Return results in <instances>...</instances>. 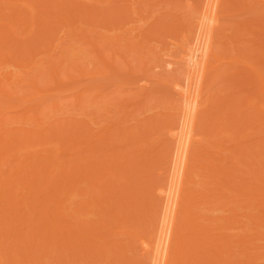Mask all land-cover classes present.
Here are the masks:
<instances>
[{"label": "rangeland", "instance_id": "374dc122", "mask_svg": "<svg viewBox=\"0 0 264 264\" xmlns=\"http://www.w3.org/2000/svg\"><path fill=\"white\" fill-rule=\"evenodd\" d=\"M2 1L3 0L0 1V7H1L0 8V24L9 25V23H10L9 32L11 34L10 33L5 34L6 31H4V33H1L3 35L4 34L6 35V37L4 36V38H6L7 41H5L3 36H1L0 38H3V39H0V40H2V41H0V47H2L1 42L5 41L4 43H7V44L5 45L6 48L3 49V47H2V51L0 52L3 54V56H4L3 58H5L4 60H1L4 62L0 63V73H3L5 76H7L8 73H12V75L18 74L21 77L20 78L21 81H18L20 83H18V84L16 83V85L11 84L10 83V82H12L11 80L12 79L14 80V78L11 77L9 82H7V84L10 83L11 86L10 87L7 86L8 91H6L7 88L5 87L6 88L4 90L5 94H2L5 96V98L0 93V108L3 111V112H0V116L2 118L3 113H4V115L6 114L5 117H9V120L7 121L8 124L5 121V119H3L4 117L2 119H0V120H2V122H4V124L6 123V125H5L6 127H4V128L0 127L1 128L0 129V135L2 137H4L3 138L4 140L9 139L10 135L13 134L12 131H14V133H15L16 130H18V129L22 130L23 129V131L27 130L28 132L30 130V131H32V133L34 132V134H35V131H38L37 133L39 135L41 134V131H42V134L40 136H42L44 132H45L44 135L51 133V134H49V136H51V137L46 135L45 140H47L48 137H49V140L50 139L52 140V141L50 140V142L48 144L47 141L44 142V139H43V142L47 143V144L42 146L41 143H43V142H40L42 140V138L39 141V143L38 142L36 143L37 140L34 141L33 144H36V145H32V143H30V145H27L26 143H28V141H27L28 139L26 140L25 136H24V139H22L21 142L19 140L18 143H14L16 141H13L11 139L13 141V143H10V145L11 144H13L14 146L17 145L18 148H20L21 145H23V146L25 145V147L23 148L24 150L19 149V150L23 151L22 153H20L21 157L20 156L16 157L15 153L13 155V150H15L14 149L15 147H13V148L11 146L7 147L8 149H6V151L10 152L11 157L8 158V156L5 155L6 158H4V160L2 158L3 162H2V160H0V166H1V168H0V185L2 186V190L4 187L2 184H4V185L7 184L8 186L4 187V190H5V188L8 187L9 188V190L7 188L8 192L12 193V191H11L12 186L13 187L15 185L17 186L18 184H16V183H19V182H17V180L18 181L22 180L25 183L26 182L24 179L25 177L22 178V177H17V176H20V174H23L26 171V170L22 171V169L24 168L23 167L24 164H25L24 166L26 167L28 172H30V173L34 172L35 173L36 170L38 169V167H36V165L33 166L31 164H32V161L36 164V162H35L36 159L39 162L40 161L42 162V160L47 159V160H45V162L43 161L41 163L42 165H40V168H44V171H46L48 169L49 171H46L45 175L47 174L50 177H55V179L57 177L56 175L59 174V176H60L59 178H61L62 180L59 179L60 181L56 185H58L59 187H61V185H62V188H64V186L67 185V184L65 185V183L68 182V179L70 180V178H66L65 176L71 175V174H65V176H64L63 171H65L67 169V172H68V169L70 170L72 163L74 166H76V165L83 166L85 164L87 165V163L88 164L91 163V164H93V167H96V168H98V167L104 168V166L106 165V167L108 169L106 167L105 168L108 171H110L109 170L110 167L113 166L112 163L116 164V162H117L116 165L118 166V164L121 165L123 162H125L124 163L125 165L124 164H122V165L124 166V168L126 166L125 170H127V173H128V166L130 165V163H132V161H134V160H138V161H134L135 167H134V162L132 163V165H130L131 167L129 166L131 168L130 171L133 170L132 172L134 174L131 172L133 174L132 175L129 172L130 176L129 175L127 176L126 175L127 173H126L125 175H122V176H124L123 178H121L122 176L120 177L118 175L120 178H117V180L119 179L118 181L122 182V185H121V183H118L117 184L119 186L118 187V186H116V182H118V181L115 180V181H113L114 183L110 181L112 183V185L115 184L113 186V188H111V189L106 188V186L110 184V183L108 184L107 180L109 181L110 179H112V177L110 176V173L107 176H110L111 178L106 176V172H108V171H106L105 174L102 173L101 176H103V177H101V176H98V175H100L98 173V171L96 173V170H98V169L93 168V170H95V175L98 174L96 176L99 177V179H96V181L98 180L97 182H93L94 179L93 180L90 179V178H92L93 175L92 176L89 175L90 178H89V176L86 175L88 178L86 177L85 179L83 178L84 180L82 179L83 181H79L77 177H78V175H82V173L80 174V171L78 172V169H77V167H81V166H77V167H75L76 168L75 170L78 172V174H76V177H75V173L74 174L72 173L73 174L72 177H75V179H77L79 181L77 184L76 190L77 189L85 190L87 192V194L85 196H83V195L80 196V195L75 194V191L72 189L73 190V191L71 190L72 194H73V192H74V194L73 195L71 194L70 195L71 197L68 194V196L70 198L67 199V196H65L66 198L64 200V199H62V198H64L63 196L62 197L58 196L62 200L63 205H61V204L58 205L56 203L51 204L49 202H46L47 206H51V205L55 204L56 206L55 205H53V206L58 210L56 212L60 211V214H68L70 216L73 214L72 212H75L76 207L77 208L80 207V209H82L83 206H85V204H88L87 202L89 200L88 199L89 196H91V199H93V197H94L95 200H97L98 204L99 203L103 204L104 202L105 203L107 202V198L109 197L108 196L107 198H105L107 195H110V197L112 195V197H113V194H114V196H116V198H114L113 200L116 202L115 203H114V201H111V202H112V206L114 203L116 208L114 210H110L111 212L109 211V214L113 213V215H114V213L115 214L117 213L116 218L114 217V219H115L114 221H116V219H119V217H120V220H122L123 223H125V226L124 227L122 226V228H125L126 230H124L122 228H120V230H119V227H121L119 225H123L122 221L120 223H118V225H117L116 223H114V221L110 220V218H111L110 217V218H108V221L110 220V223L113 226V229L110 230V232H109L108 228L104 227L105 225H108V221L105 220L106 217L104 215L103 216L99 215L100 212H98V209H97L98 215H96L97 213L96 214L93 213V211H92L93 209H91L92 212L90 210L86 209V212H84L85 215H83V213H82L83 211H77L76 210L77 212H81L83 215V216L79 215L80 217L78 216L77 221L79 219L80 220L79 222L85 221L86 223H92V228H93L92 230H94V231L93 232L91 231V234H87V232L91 229H88L90 227L87 226V229H88V231H87V230H85L86 227H84L85 229H83V230H85L87 235L84 234L82 236V238H84L86 241H88V243L91 242L90 246L88 247L89 249L86 248L88 245L85 246V243H86L85 240H82V242H84V245L81 244L82 242L79 243V241H81V239L79 241L74 240L75 242H78L81 246L79 244L75 243L74 241H72L75 243V245L76 244L77 245L75 246V245L70 244L72 246L71 247L68 244L67 239L65 240V237H62L61 235H60L61 238H63V241H65V242L63 243L61 240H59L60 241V243H59L57 241L60 237L59 235H58V239H56V238L54 239V242L57 241L58 246H61V248H62L63 246L65 247L64 244H66V241H67V244H66L67 248H69L68 246L71 247L68 250H65V248H64L63 251H65V252H63V253H62V250L60 248H58L57 252L55 251V249H51L50 245L49 246L47 245V247L44 248L45 244L40 245V242L42 239L40 241H31L32 238L28 239L25 236L24 231H26V233L28 231V233H30V235L35 233L37 236H35V234H34V237H40V236H38L40 234L36 233L37 231H34V232L32 231V228H33L32 226L38 225L39 228H37V229L35 227L34 228L38 231L40 230V232L42 231L41 233L44 235V237L46 236L45 232L48 231V230L45 231V229H47V227L43 228L42 225H40L41 220L38 219L39 218L38 213H40V212L35 211V213H37V218H34V217H36V215L33 216L31 211L28 212L29 207L32 205L33 206L30 207L32 209H36L35 207H37L40 203L41 204L43 203L46 206V203H44L45 201L44 202H42V201L45 200L44 197L46 199L49 197L48 196V192H49L48 189L51 188L48 186L49 188L47 189L46 185H42L43 190L39 186L41 191L40 190L36 191V193H39V196H40L39 199L37 196L38 194L37 195L33 194L35 189H31L30 186L28 187V189H30V190L27 192H29V193L33 192L32 196L34 197V199H36L35 203H33V201H34L33 200L32 202H30L28 209L25 206L24 210H22L21 212H17V213L23 212L25 214L24 217L26 219H24V220H27V222L25 221L26 223L25 224L23 223L24 224L23 226L22 225L20 226L18 224L19 218H21V219L24 218L23 213L18 215V220H17L18 225L16 223H14V220H16V219H14L13 217L16 218V216L12 217L14 219V220L12 219V222L15 224L14 227L18 231L20 229H24V231L22 230L23 235L27 239V240H25L24 244L25 243L27 244L28 241H30V243H33L32 245L35 246V247H33L34 249L31 247L34 251H36L37 248H40L39 246H42L43 250L47 251V254L50 253L49 255H47L44 252V254H43L44 258L41 257V255H39L41 258L42 264H50V262H52L51 264H53L56 257H58L59 260H61V262H63L62 264H71V263H73V264H77V263L78 264H88L87 261H88V259L90 260V258L93 259V262H92V260H90L89 264H91V263L100 264L99 262H100V260L101 261L103 260L102 256L105 252L102 254V251H100V253H98V251H95V250H101L102 248H106V246H108V247L110 246L111 252H110V250H108L109 248L107 247L108 249L107 248L106 249L108 250V254H110V257L108 256V254H107V256H105V254H104V257H107L109 260L112 259L118 263L119 261H122L121 259H123L126 262L123 264H128V263L129 264H145V263H149L150 262V261H148V260H150L149 257H146L147 254H145L146 258H144V255H143L144 252L141 250L142 248H140L142 240H144L142 238H143V236H145L144 238H146V236L148 237L149 234H151V231L153 232L155 224L158 222L157 218L155 217V210L158 211L159 208L157 207L158 206L157 202L160 200H157L158 196L156 197V195H158L157 192L159 189L157 190L156 188H157V186L159 187L161 184H165L162 181H165L167 179L168 174L165 173L167 170H164V168L167 169V167H165L166 162H168L167 160L170 158L169 157L170 155L167 156L166 154H169L168 153V152H170L169 149L173 146V144L171 146V143H170L171 140H169L170 136L168 134L170 133V128L171 129L174 128V127H172L173 124H171L172 121H176L175 118H173V116L174 117L177 116L176 119H178V120L181 119V118H179L180 117L179 115L182 116V114L177 113V111L179 112V110H181V108H180L181 104L179 105V107H177L178 104L180 103L179 102L180 99L178 101L179 97L176 94V92L174 93L175 88L173 86L177 83L178 80L180 81V84H181L184 80V76H186V74H187V69L185 67L184 60H183V58L181 60L179 58H181V56L183 57V55L180 56V54L183 53V52H180L184 47L182 45L185 44V46H187L188 44H190V43H186V41L189 42V40H190V38H192V36L191 37L189 36L190 38L187 36L188 39L186 40V38H185V40L183 39L184 41H182V38L185 37L186 35L190 34L191 33L190 31H192V30H194V32H195L196 26H194L193 24H195V22H196V24H198L197 21L199 20V17L196 19V17H197L196 13L199 14L198 10H200V9H198L195 11V9H197V5H199V8L202 7L200 5H203V4H197V3H199V2L202 3L203 1L202 0H168V1L167 0H71V3H67V2H69L68 0H65V1L64 0L63 1L62 0H57V1L55 0V2L53 1L55 4L50 2V4L52 3L50 5V7L49 6L47 7V5H44V4L40 5V3H43V1L45 3L46 0H42V2H40L41 0H39V1L38 0H22V2H21V0H14V2H11L10 0L4 1V4L10 3L9 5L8 4L3 5ZM34 1L37 2L38 5H36V3H34ZM223 1L220 5L221 6L220 11L218 12L220 14L217 13L219 15L218 18H220V19L217 20V21H219L218 23L216 22L217 24L215 23L216 28L214 29V32L215 31L216 32L214 33L215 36H213L214 37L213 42L215 44H213V48H212V49H214V50H212V51H214V54L216 53V57L218 56L217 59L218 60L221 59L220 60L221 63L213 62L214 60L212 61L214 64L213 63H212V65L210 64L211 65L210 67H212V68L209 69L210 72L207 74L209 76L204 78V82L202 85L203 89L200 90L202 93V97L199 100L200 101L199 114L197 117L198 119H197V124L195 127L196 128L195 134L197 135L196 136L197 141H196L195 145L193 144L191 154H190V157H191L190 163H189L190 168H189L188 173H187V178H186V182H185V186H184V190H183V202H182V207H181L182 213L180 212L182 214L181 216L184 218L180 219V220H182L181 222H179L180 220L178 221L180 224H178L177 232H179L180 235H178V233H177V235H178V237L185 235L188 238L196 239V237L197 236L199 237V235L201 233L200 236L203 235L202 237H204L202 239H205V237H207V236H209V237L211 236L212 238L217 237L218 240H219V238H221L219 241L218 240H216V241L221 242L223 240L224 243H222L221 245H218L220 243L217 244V242H216V244L218 246H220V248H221L220 252L222 251V253H221L222 255L219 256L220 252L218 253V250H216L215 248L214 249L212 248V250H213L212 252H214L216 250L215 254L217 253L219 256L217 258L218 261L216 260V257H215V261H216V263L218 262V264H241V263L242 264H251V263H253V264H264V217H261L260 219H258V220H262V222L260 221L261 223L259 221L255 222V221H257L255 219H257L260 216H264V181H262V179H264V178H262V177H264V175H261L262 173H264V172H262V171H264V96H261V94H258V91L260 92V89H259L258 85L256 87V85H255L256 83L253 85L252 84L253 82L252 83L249 82V83H251V86L248 83V81H250V80L252 81V79H254V77H253L254 75H252L251 73L255 74V71L260 70V72H259V73H261L260 75L264 74V70H262V69H264V57H262V55H264V39H262V38H264V32H262V30H264V29H262L260 31V29L262 27H264V0H223ZM32 4H34V6ZM47 4L49 5V2H47ZM53 4L55 5V7H53ZM67 4H69L70 6ZM59 5H61V6H59ZM74 5L76 8L73 7ZM78 5L80 7H78ZM10 8H15V9H18L17 12L18 11L22 12V14H24V16H26L25 18L23 16L24 19H26L27 16L31 18L32 14L36 15V19L38 18L37 16L41 12H46V14L44 15V17L38 18L36 20V22L34 21L36 23V25H35L36 27L33 26V28H37V29H35L34 31H31V32H33L32 34L30 33V31L28 29H26L24 31V32H26L28 30L27 33H23L22 30H18L19 25H18V27H16L17 23L14 24L11 22V20H8L9 15L14 17V19H18V16H15V13L14 14L9 13L8 10ZM63 8L66 11H69L66 14H69V13L71 14V15H68V18L65 17L61 12H58V10L62 11ZM222 8H223V10H221ZM12 10L10 12H12ZM84 10H85V12H84ZM14 12H16V10ZM84 13L86 14V18H85ZM87 14L90 15V18ZM53 15H54V17L56 16V18L58 17V19L60 21L58 22L57 21L58 19L57 20L55 19L56 20V22H55V20L52 19ZM91 16L93 18H91ZM2 17H4V18L2 19ZM77 17L82 18V21H84L85 24L81 21L79 22L80 18L76 19ZM96 17H97V19L95 20ZM45 18H46V21H45ZM193 18L197 21H193L194 20ZM24 19H22L23 22L25 21ZM27 19H28V21H30L29 18H27ZM47 19H51V22H50V20H47ZM69 19H71L72 21ZM76 20H78V21H76ZM32 21H33V19H31V22ZM89 21H91L92 24ZM31 22H29L30 24L29 25L27 24V25L28 26L34 25V24H31ZM53 22H55V23H53ZM192 22H194V23H192ZM86 23H87V25H86ZM37 24H39V25H37ZM43 24H46V26H48V27H46ZM189 24H190V26H189ZM215 24H214V27H215ZM11 25H12V27H11ZM54 25H56V26L58 25L56 30H54L55 32L53 30H50L52 28L49 29V26L53 27ZM41 26L43 28H45V30ZM192 26L194 27V29L191 28ZM256 26H257V28H256ZM23 27H25V26H23ZM170 27H173V28L176 27L174 29H177V30H173V28L171 29ZM238 27H243V28L245 27L244 29H247L249 31V34H247V33L245 34V32H244L245 35H242L240 32L238 34V32H237ZM27 28H29L31 30L32 27L30 26ZM169 28L171 29V31H169V30L167 31V29H169ZM46 29H48V30H46ZM0 30H2V29L0 28ZM167 32H169V33H167ZM257 32H259V33H257ZM260 32L262 35L260 34ZM29 33L31 36H29ZM232 33L237 36V39L235 38L236 36H234ZM238 35H240V36H238ZM260 35H261V37H260ZM181 46H182V49L180 48ZM9 47H10V49H9ZM90 48H92L91 49L92 51L90 50ZM185 48H187V47H185ZM16 51H17V53H16ZM93 51L97 52V54ZM7 52L9 54H7ZM20 52H22V53H20ZM94 53L96 55H98L100 58L98 59V56H96ZM183 54H185V53H183ZM254 54H255V56L258 55L259 58H255ZM232 55L234 57L235 56L236 57L234 58V57H232ZM8 56L10 58H13V59H9ZM29 58H30V60H29ZM229 58L232 61L231 65L228 64ZM235 59L238 61V63H235ZM5 60H6V62H5ZM20 61H22V64ZM224 61H226V62H224ZM17 62L20 64V66ZM23 62H24V65H23ZM105 63L107 64L108 69L105 67ZM258 63H259V65H258ZM102 65H104V66H102ZM144 65H146V66H144ZM181 65H184L185 68L182 69ZM220 65H221V67H220ZM181 70H182V74L180 75L179 72H181ZM246 71L251 72V73L248 72L249 74L252 75V76H250V78L248 76L249 74L243 76L244 75L243 73L245 72V74H246ZM238 72L241 75H239ZM51 73H53V74H51ZM237 75H239L240 77L242 76L241 79H244L243 80L244 83L247 82L248 85L242 84L244 87L241 85L238 86V83H236V80L240 79V77ZM182 78H183V80H181ZM245 79H246V81H245ZM31 81L34 84H32ZM230 81L233 83H231ZM238 81L240 84L241 80H237V82ZM232 84H234V85H232ZM246 85L248 87H246ZM11 88H13V89H11ZM36 88L38 89V91ZM248 88H250V89H248ZM171 90H173V91L171 92ZM36 91L38 93H39V91L42 92V94H40L41 98H40V96L38 98V93H37V95L35 94ZM203 92H204V94H203ZM6 93H7V95H6ZM253 95L255 96V99H254ZM262 95H264V94H262ZM173 97H174V99H173ZM242 97L243 98L245 97L246 99L248 97L251 98L250 104L252 103V101H253V103L250 105V104H248L249 102L248 103L246 102L247 104H245L246 99L244 98V100H243ZM232 98H233V100L235 99L234 100L235 102L232 100ZM256 99L258 100V102ZM259 100L262 102L260 103ZM242 101H244L245 106L244 105L242 106V103H241ZM222 102L223 103L227 102L228 105L225 106V108L223 105H221L222 107L220 106L221 107L220 111L222 110V112H223V110H224V112L223 113L218 112V115H220V116H218L216 112L219 111V109L217 108L216 103L222 104ZM233 102H234V104H233ZM132 103H133V105H132ZM229 103L232 105H230ZM6 104H8V105H6ZM224 105H226V104H224ZM53 106L57 109V111L54 112ZM237 106H238V108H236ZM241 106H242V109H241L240 114L238 112L239 117L237 115H236L237 117L234 116V114H235L234 112L237 113V109H240ZM216 108H217V110H215ZM228 108H230V109H228ZM29 109L30 110L33 109V111L30 112ZM176 109H177V111H176ZM227 109L229 110V112ZM28 110H29V112H28ZM230 110L231 111L234 110V111L231 112ZM34 111H35V113H34ZM212 112H214L215 114ZM22 114H23V117L26 114H27L26 116L29 115V118H28L29 121H30L31 117H34V114L36 117V118L35 117L32 118L34 120H36L38 116L42 115V117H39V119L43 123L41 124V123L37 122L38 119L36 121L37 124H36V122H34V124H36V125H33L32 124L33 122L31 123V121H30L31 124L21 123L20 121H22V119H19V118H17V119H19L20 121L17 120L16 122H13L12 121L13 118H10L11 116L12 117L18 116V115L22 116ZM251 114H252L251 117L253 119H251V117H249ZM257 114H260V115L257 116ZM30 115H33V116H30ZM43 115L45 118L43 117ZM206 115H207V118H206ZM231 115H233V116H231ZM253 115L255 117H253ZM213 116H214V118H216V120L213 118ZM220 117L222 118V120ZM217 120H219V121H217ZM234 120L237 123H235ZM251 120H255V121H251ZM23 121H25V120H23ZM117 122H119V123L117 124ZM178 122H180V120ZM238 122H239V124H238ZM153 123L156 125L155 126L156 128L153 127L154 132L152 129V126H154V125H152ZM169 123H170V125H169ZM114 124H117V125L114 126ZM33 126H35V127L36 126L37 127L42 126V128L39 127L37 130V129H34L35 127H33ZM150 126H151V129H150ZM224 126H226V127L224 128ZM238 126H239V128H238ZM115 128H117V129H115ZM223 128L225 129L224 131H226L225 133L222 132ZM227 128H229V129H227ZM4 129H6L5 131L7 133L3 136ZM167 129L169 131L168 133H167ZM39 130H41V131L39 132ZM61 130H62V132H61ZM117 130L121 131V134H119L121 136L118 135ZM18 131H20V130H18ZM57 131H58V133H57ZM132 131H133L134 135H135V133L137 135L139 134L138 137H140V138L137 137L136 141L134 140V138L137 135H135V137H134V135L132 134ZM151 131H152V133H151ZM232 131H233V133H232ZM111 132H113L112 136L113 137L115 136V139H112V140H115L113 143H112V140H110V137L112 138V136L110 134ZM115 132L117 134H115ZM229 132L233 135H231ZM88 133L91 134V136L88 135ZM129 133H131L133 135V137H134V138L132 137L133 139H131L130 136H129L130 138L128 137ZM56 134H57V136H56ZM106 134L108 136L107 139L109 141H111L110 144H109V141H108V143L106 142L107 141L105 138ZM113 134H115V135H113ZM53 135H55V136H53ZM124 135L127 137L125 138ZM11 136L13 137V135H11ZM87 136H89V137L86 138ZM2 137L0 139H2ZM56 137H57V139H56ZM103 137L105 138L106 141L104 140ZM14 138H15V136H14ZM59 138H60V140L58 141ZM67 138L70 139V144L73 145V146H71V149H68V147H70V146H68L69 144H66L67 141L69 143V140ZM84 138H86V139H84ZM139 139L142 140V143H141V140H139ZM71 140L73 143H74V140L76 142L77 141L78 142L75 144H72ZM79 141L83 142V146L81 144H79ZM100 141H102L103 143L106 142L108 144L109 148L105 143L103 145L102 142H100ZM134 141L138 144H136ZM137 141H140V143ZM29 142H30V140H29ZM51 143L52 144L57 143V144L52 145ZM84 143L85 144L87 143V146H91L89 144L94 143V145H93V146H95L94 151L97 155L94 153V151L92 153H88V150H87L88 147L86 145H84ZM38 144H39V146H38ZM76 144H78V145L74 146ZM105 145H106V148L103 149L105 147ZM52 146H54V147L52 148ZM79 146H81L80 148H82L81 150H80V148H78L79 153H77L78 149L77 150L73 149V151H72V147L77 148ZM26 147H28L29 149ZM48 148H50V149H48ZM83 148H84V150H83ZM151 148H153V149H151ZM51 149H53L52 150L53 153L51 152ZM54 149L56 150L55 152H54ZM122 149H124V151ZM145 149H146V151H145ZM147 150H149L148 152H153V154L151 153L148 156V154L143 153V151L147 152ZM239 150H241V151H239ZM21 151H19V152H21ZM25 151L27 153H25ZM242 151L244 153H242ZM19 152H17V155ZM49 152H50L51 157H49L47 155ZM125 152L128 156L125 154ZM140 152L143 153V156L145 154L147 157L146 156L141 157L142 155H140V156L136 155V154H139ZM142 153H140V154H142ZM118 154H121V155H118ZM122 154H123V156H122ZM41 155L43 157H41ZM117 155L120 156V159H118V160L116 159V158H118ZM150 155H152V156H150ZM121 156L125 160L121 159ZM201 156H202V158H201ZM32 157H34L35 160ZM165 157L166 158L168 157V159L166 160ZM20 158H21V160H20ZM39 158L40 159L42 158V160H38ZM43 158H45V159H43ZM82 158H84L83 162H81L83 160ZM138 158H140V159H138ZM144 158H147V159H144ZM200 158L203 160L201 161ZM141 159H143L145 161V162L143 161L144 164L146 163L144 166H140L143 163V162L141 163V161H140ZM251 159H252V162H251ZM11 160L14 163H11L12 162ZM14 160H16V161H14ZM69 160L71 161V163L69 162ZM206 160H209L211 162V164L214 166V168L211 164H208L206 162ZM238 160H240V161H238ZM20 161H22V162L19 163ZM28 161H30V162H28ZM7 162L8 163L10 162L12 166L10 167L9 166L10 164H7ZM27 162L31 163V164H27ZM98 162H100V164ZM137 162H139L141 164L139 165V163H138V165H139L138 166V165H136ZM163 162H165V163L163 164ZM22 163H23V165H21ZM94 163L95 164L98 163L99 165L95 166ZM226 163H227V165H226ZM17 164H19L18 165L19 167L17 166ZM61 164L63 165V167L65 166L64 167L65 170H62V174H63L62 177H64V179L61 177L62 174L59 173V168L62 166ZM65 164H71V165H65ZM127 164H128V166H127ZM6 165L9 166L10 168L9 167L6 168ZM122 165L120 168H123ZM161 165H163V166H161ZM238 165H239V167H238ZM30 166H33L34 168H37V169H34L33 167L31 168ZM167 166H169V165H167ZM87 167H88V165H87ZM45 168H47V169H45ZM90 168H92V166ZM206 168L209 170H207ZM9 169H10V171H9ZM89 169H88V172L91 170V169L90 170ZM215 169H217L219 172ZM220 169H222V170H220ZM234 169H235V171H234ZM93 170H91V171H93ZM162 170L164 172L163 174L166 175L165 180H164V175H162ZM71 171H72V169H71ZM86 171H87V169H86ZM111 171H112L111 175H114L115 173L113 174V168ZM10 172L14 173V174H10ZM28 172L26 174H28ZM48 172H51V173L49 174ZM121 172H122V174H124L123 171L119 170V174ZM243 172H245V173H243ZM2 173H4V174L2 175ZM116 173H118V168H117ZM36 174H37V172H36ZM144 174H146V176H147L145 178L147 181L143 178L142 179L145 181L141 180V177ZM244 174H247V175L244 176ZM252 174H254V175H252ZM24 175H25V173H24ZM47 175L45 177H47ZM118 176L116 175V177H118ZM220 176H222V177L219 178ZM41 177L43 178V176H41ZM41 177H40V179H41ZM50 177H48L47 179H49ZM126 177L128 179L130 177L131 179L127 180ZM101 178L105 179V181L103 179L102 180L104 181V183H107L106 186L105 185L103 186L102 180H100ZM132 178H133V181H132ZM161 178H163V179H161ZM55 179L53 180V182L55 181ZM124 179H126V180H124ZM231 179L233 181H231ZM9 180L11 182H9ZM26 180H27V176H26ZM36 180H38V179H36ZM36 180L35 181L33 180V181L36 182ZM57 180H58V178H57ZM89 180H91V181H89ZM112 180H114V179H112ZM134 180L137 182H134ZM7 181L9 184L6 183ZM22 181H20V182H22ZM130 181H132V183H135V184H133V189L135 188L138 190L142 186L144 187V188L142 187L144 190V192H142V195L146 196L147 198L144 196L139 197L138 194L135 192V190L131 191L133 194H135L134 199H136V197H137L138 201L146 199L145 201H143L144 202L143 204H145V205H141L142 207L139 206V208H141V209L144 208V210L140 209V211H139L138 206H136L134 203L136 200L134 201V199H132V202H131V201H126L125 198H122V196L124 194L126 195L128 193V188H127V185H125V184L126 183L130 184L129 183ZM149 181H150V184H149ZM56 182L57 181H55L54 183H56ZM88 182L91 183L90 185H92V184L94 185L97 183L99 184V182L102 183V186H100L101 184H99L98 187H96V185H95V188L94 189L92 188V191L93 190L97 191L96 193L98 196H96L95 192L94 193L90 192V189L88 188L89 187ZM123 182H125V184ZM138 182H140L142 184V185L140 184L141 187L134 186V185H139ZM237 182H239V183H237ZM136 183H138V184H136ZM166 183H167V180H166ZM26 184H27V182H26ZM37 185H39V184H37ZM74 186H76V183ZM111 186H109V187H111ZM229 186H230V189H228ZM18 187L19 188L17 189V192H16L17 194L19 193V191H21L20 190L21 185ZM44 187L47 190L44 189ZM54 187H55V185H54ZM59 187L56 186V190ZM114 187H115V190H114ZM162 187H165V185ZM69 188L70 187H68V189H67L68 191H69ZM90 188H91V186H90ZM124 188H127V190ZM237 188H238V191H237ZM260 188H261V190H259ZM65 189H64V192L66 193ZM88 189H89V191H88ZM108 189H109V193L107 194L106 191H108ZM241 189H245V190H243L244 192ZM26 190L24 189V191H26ZM79 190H78V193H79ZM155 190L157 191L156 193L154 192ZM0 191H1V188H0ZM22 191H23V189H22ZM52 191H50V192L52 193ZM68 191H67V193H68ZM211 191H213V192H211ZM3 192H6V191H3ZM257 192H259V193H257ZM20 193L24 194V195L26 194V192L25 193L20 192ZM29 193H27V194H29ZM54 193H56V192H54ZM91 193H93V194H91ZM154 193H155V195H154ZM250 193H252L251 195L254 194L255 196L254 195L251 196ZM256 193L260 194V195L257 196ZM5 194L7 195V192ZM30 194H29V196H30ZM46 194L48 197L44 196ZM243 194H246V195H243ZM12 195H14V194H12ZM49 195H51V194L49 193ZM17 196L18 195H15V197H17ZM20 196L22 197V195H20ZM119 196L123 199V200L121 199L120 202L118 200V198H120ZM41 197H42V199H41ZM100 197L102 198L101 200L103 201V203L101 202ZM9 198H11V197H9ZM17 198H19V197H17ZM22 198L26 199V197H22ZM245 198L247 201L244 200ZM253 199H255V201ZM10 200H12V199H10ZM63 200L65 202H63ZM109 200H110V198H109ZM84 201H86V203ZM189 201L192 203L193 206L190 205L191 203ZM4 202L5 201H3V203ZM83 202H84V204H83ZM90 202H92V201L90 200ZM97 202L94 201V203H97ZM11 203H14V202H11ZM15 203H16V200H15ZM77 203H78V205L76 206ZM22 204H24V203H22ZM110 204H109V206H111ZM126 204H128L127 208H126V206H127ZM132 204H134L135 206L133 205L132 209H128V208H131L130 205H132ZM139 204H141V202ZM1 205H2V203H1ZM1 205H0V208H1ZM13 205L15 206V204H13ZM94 205H92V206L96 207V205L95 206ZM45 206H44L43 210L41 209L42 211L47 210V208H45ZM53 206H51L49 208V210H50L49 214L50 215L53 214L52 210H55V209H53ZM87 206L92 207L90 204H88ZM109 206H108V208H109ZM112 206H111V208H112ZM183 206H184V208H183ZM2 207H3V205H2ZM119 207H122V208H119ZM133 207H135V209ZM159 207H160V205H159ZM23 208L21 207V209H23ZM40 208L41 207H39V209ZM156 208H158V209H156ZM161 208H162V205H161ZM126 209H128V210H126ZM136 209H137V211H136ZM1 210H2V208L0 209V212H2ZM6 210H9V208ZM104 210H106V209H104ZM104 210H103V212H104ZM122 210L123 211L125 210L128 212L130 210H132L135 212L134 215L138 212L141 213V215L138 216V221L134 220V219H132L133 221L132 220L130 221V219H128L129 221H126V219L124 217L125 211L123 213ZM11 212L13 213V211H11ZM103 212H101V213L103 214ZM183 212H185V213L183 214ZM8 213H7V215H8ZM75 213L73 214V216L76 219L77 213L76 214ZM106 213H107V211H106ZM142 213H144V215ZM159 213H161V211ZM191 213L193 215L192 217H191ZM185 214H187V215H185ZM107 215H108V213H107ZM113 215H112V218H113ZM119 215H121V216L123 215V218L125 220H123L122 217ZM158 215L160 216V214H158ZM188 215H190V217ZM254 215L255 216L257 215L256 218ZM258 215H260V216H258ZM8 216H10V215H8ZM53 216H55V213L53 214ZM141 216H146L147 219H144V217H142L141 219L142 220L144 219V220L143 221L140 220L141 221L140 222L139 217H141ZM148 217H149V219H148ZM253 217L255 218L254 220H253ZM53 218H57V217H53ZM67 218L68 217L66 216L65 219H67ZM126 218H127V216H126ZM133 218H137V214H136V217L133 216ZM185 218L188 221H190L191 224H189L190 222L189 223L187 221L185 222L184 221V220H186ZM0 219H1V217H0ZM45 219H43V220H45ZM9 221L10 220H8L7 222H3L2 224L0 221V229L3 227V230H4L3 233H6L5 235H6L7 239H10L12 235L16 234L15 232H13V231H15V229L13 231L12 230L10 231V228L8 226L9 231H10L9 232L8 228L5 226L4 223H6V225H7L9 223ZM32 221L34 222V225H32ZM68 221H70V220H68ZM135 221H136V224L134 223ZM46 222L49 224L50 227L55 225V222L52 221V218L51 219L47 218ZM93 222L95 224H93ZM138 222L141 223L140 226L139 225L136 226ZM187 223L189 225L185 226ZM3 224H4V226H3ZM26 224H27V228H25ZM68 224L70 225V223H68ZM81 224H82V222H81ZM183 224H185L184 225L185 227H183V230H181L179 227L182 228ZM126 225H127V227H126ZM11 226H13V224L10 225V227ZM77 226L78 225H74V223L71 225V227L72 228L75 227V229ZM100 226H101V229L105 230L108 233L107 234L103 231L105 234H107L106 235L107 237H105V235L102 238L98 237L99 233L97 231L99 230ZM28 227H30V229H28ZM58 227H60V226H58ZM4 228L5 229L7 228L6 231ZM11 228L13 229V227H11ZM72 228H71V231L74 232L75 229H73L74 230L73 231ZM200 228H201V230H200ZM203 228L206 230H204ZM197 229H199L200 231ZM121 230H122V232H121ZM178 230H180V231H178ZM22 231L20 230V233ZM57 231H58V228H57ZM12 232H13V234H12ZM66 232H68V231H66ZM85 232L83 231V233H85ZM132 232L135 234L131 235ZM9 233L12 235H10ZM77 233H78V231H77ZM79 233H81V232H79ZM49 234H50V232H49ZM115 234H118V235H115ZM128 234H130L131 236ZM5 235L0 233V238H2V237L5 238ZM64 235H66V233ZM189 235H191V236H189ZM204 235H206V236H204ZM69 236H68V238H69ZM71 236L73 238L75 235L74 236L71 235ZM126 236H128L129 238ZM185 236H183V237H185ZM49 237L48 238L46 237V241H48L47 239H50ZM242 237H243V239H242ZM151 238H153V236H151ZM214 238H213V241H215V239H216V238L215 239ZM24 239L25 238H23L22 241ZM107 239L109 242L107 241ZM140 239H141V241H140ZM146 239L149 240L150 237L146 238ZM202 239L200 238V240H202ZM207 239H208V237H207ZM1 241H3V238L0 239V242ZM13 241H11V243ZM17 241H18V239H17ZM22 241H20L21 244H22ZM50 241L52 242L51 244H55L52 239H50ZM202 242H204V241H202ZM4 243H5V241H4ZM11 243L9 241V244H11ZM212 243H214V242H212ZM0 244L2 245L3 242H1ZM120 244H121V246H120L121 248H122V246L125 247L127 257L125 256V254L118 253V252L122 251V250H120V251L118 250L119 249L118 246ZM216 244H214V245H216ZM224 244H225V246H224ZM1 245H0V254H1L0 255L1 256L0 257V261H1L0 264H2V263L6 264L5 259L9 256H7V254L5 252H3L4 250L1 248H3L4 246H1ZM8 245H7V247H9ZM19 245L20 244L18 243L17 246H19ZM29 245H31V244H29ZM94 245L97 246L98 248L99 247H101V248L95 249L92 251L91 247L92 246L94 247ZM204 245H205V243H204ZM228 245L230 246V248L228 247ZM12 246L10 247L11 249H12ZM17 246L15 245V247L17 248L16 250H15V247L13 248L17 254L15 253V251H13V249L12 250L9 249V251L14 252L16 254V256L18 257L19 256L18 252L20 250H18ZM54 246H56V244ZM77 246L79 247V250L83 246H85L84 248H86L87 250L82 248V249H84L83 252L86 253V251H87V253L89 252L88 253L89 255L86 256L87 255V253H86V255L83 254V257H82L78 253V247ZM103 246H105V247H103ZM114 246H116L117 248L114 249ZM218 246L216 248H218ZM221 246L223 248L226 247L225 248L226 250L224 253H223L224 250ZM20 247L22 248V251L20 252V254H22L24 256L26 255L25 256L26 258L24 257L25 260L27 259L28 254L30 255L32 252L34 253V251L29 250V248H30L29 246H28L29 248L27 246L25 247V249L28 248V251L23 250L22 246H20ZM211 247H212V245H211ZM52 248H54V247L52 246ZM74 248H75V250H77V252H74L75 257L72 255L73 253H71V250L74 251ZM94 248H96V247H94ZM7 250L8 249H6L5 251H7ZM69 250H70V252H69ZM81 250H80V252H81ZM88 250H90V251H88ZM107 250H105V251H107ZM204 250L202 249L201 253H199V255L201 257H202L201 254ZM29 251H31V252L29 253ZM22 252H24V254ZM241 252H242V254H241ZM14 253H12V255ZM38 253H40V252H38ZM67 253H69L68 255H71V256H68ZM32 254H31V256L33 257L35 253L33 255ZM97 254H99L98 256L101 259L97 258L98 257ZM100 254H102V255L100 256ZM5 255H6V257H4ZM12 255H11V257H12ZM46 255H47V257L45 258ZM50 255H51V257H50ZM55 255H56V257H55ZM199 255H195L196 259H197V256H199ZM37 256L38 255L36 254L35 257H37ZM48 256H49V258H48ZM93 256L96 257L97 260H95L93 258ZM171 256L173 257V254ZM204 256H203V258H204ZM11 257H9V259ZM32 257H29L28 260L31 258V260L34 261L33 262V264H34L36 262L34 259H36V258L33 259ZM53 257H55L54 261H52L53 259H51ZM70 257H73L74 259L79 257L83 261L78 262L80 260V259H78V261L76 260V262L74 261L75 262L74 263L73 259H70L72 261H69L68 258H70ZM115 257H117L119 259V261L116 260ZM249 257L252 258V260L254 258V261L252 262V260H249V261H247L248 263H246V260H248ZM12 258L13 259L15 258L14 255ZM20 258H21V255H20ZM20 258L18 257L17 259H20ZM40 258H39V260H40ZM126 258H128V259H126ZM210 258H211V256L208 259L209 261L207 260V262H205L206 264L210 263V260H211ZM230 258H231V260H230ZM9 259L7 258L6 260L8 261ZM21 259H22V262H24L22 264H25V263L30 264L31 263L30 262L31 260H29V263L23 261L24 260L23 256ZM85 259H87V261ZM98 259H99V261H98ZM108 259H107V261H108ZM145 259L147 260V262H145L146 261ZM56 260L59 264H61L58 259H56ZM174 260H175V258H174ZM174 260L172 259V262H173L172 264L176 263ZM10 261H11V259H10ZM124 261H122V262H124ZM212 261H214V260H212ZM57 262L55 261V263H57ZM8 263H9V261L7 262V264ZM17 263H15V261L13 262V264H17ZM20 263H18V264H20ZM103 263H104V261H103ZM107 263H109V262H107ZM117 263L113 262V264H117ZM205 263L203 262V264H205ZM211 263H214V262H211ZM10 264H12V263H10ZM120 264H122V263H120Z\"/></svg>", "mask_w": 264, "mask_h": 264}, {"label": "bare ground", "instance_id": "6f19581e", "mask_svg": "<svg viewBox=\"0 0 264 264\" xmlns=\"http://www.w3.org/2000/svg\"><path fill=\"white\" fill-rule=\"evenodd\" d=\"M1 1V0H0ZM4 1H6V0H3L2 2H3V5H9L10 3H5L4 4ZM11 2H14V0L12 1V0H10ZM39 1V0H38ZM55 2V0H46V4L44 3V1H43V3H40V5H42V4H44V5H47V7L49 6L50 7V5L52 4V3H54ZM57 1V0H56ZM63 1V0H62ZM65 1V0H64ZM69 2H67V3H71V0H68ZM168 1V0H167ZM203 2L202 3H197V4H203V5H200V6H202V7H200L199 8V5H197V9H195V11L196 10H198V9H200V10H198V13L199 14H197L196 13V19L199 17V22L197 21V20H195L194 18V20L193 21H197V23L198 24H196V22H195V24H193L194 26H196V28H195V32H194V30H192V29H194V27L192 26L191 28V30L192 31H190L189 33L190 34H188V35H186L185 37H183L182 38V41H184L185 40V38H186V40L188 39L187 38V36L189 37H191L192 36V38H190V40H189V42L188 41H186V43H190V44H188L187 46H185V44L184 45H182V46H184L183 47V49H182V46L180 47L181 49V51L180 52H183V53H185V54H180V56L181 55H183V57L181 56V58H179L180 60L183 58V60H184V64H185V67H186V69H187V74H186V76H184V80H183V78L181 79V80H183V82L180 84V81L178 80L177 81V83L173 86L175 89V91H174V93L176 92V94L178 95V101H179V99H180V103L178 104V106L177 107H179V105H180V108H181V110H179V112L177 111V109H176V111H177V113H180V114H182V116L181 115H179L180 117L179 118H181V119H179L180 120V122H178L179 120L178 119H176L177 118V116L176 117H174L173 116V118H175V120L176 121H172V123L171 124H173V126L172 127H174V128H170V133L168 134L170 137H169V140H171L170 141V143H171V146H172V144H173V146L169 149L170 150V152H168L169 154H166L167 156H169L170 158L168 159V157L166 158V160L168 161V162H166V166L165 167H167V169L166 168H164V170H167L165 173H167L168 174V176H167V183H166V180H165V177H166V175H164L163 173V170H162V175H164V180L165 181H162L163 183H165V184H161L159 187L157 186V190H158V192L155 190L154 192L156 193L157 192V194L158 195H156V197L158 196V198H157V200H160V201H158L157 203H158V208H156V209H158V211L157 210H155V217L157 218V223L155 224V227H154V229H153V232L151 231V234H149V236L147 237L146 236V238H149L150 237V239L149 240H147L146 238H144L145 236H143V238L142 239H144V240H142V243H141V247L140 248H142L141 250L144 252V258H146V257H149V259L150 260H148V261H150L149 263L150 264H172L173 262H172V259L174 260V258H175V264H203V262L205 263V262H207V260L209 259V257L211 256V260H210V263L209 264H218V262L216 263V261H215V257H216V260H217V258L220 256V255H222L221 253H222V251L220 252V250H221V248H220V246H218V245H221L222 243H224V241L222 240L221 242H218L221 238H219V240L217 239V237H213L214 239H215V241H213V238L210 236H207L208 237V239H207V237H205V239H202V238H204V237H202V236H200L201 235V233H200V235H199V237L197 238L196 237V239H194V238H188L187 236H185V235H183V236H185V237H183V236H179L178 237V235H180L179 234V232H177V227H178V224H180L179 222H181L182 220H180V219H182V218H184V217H182L181 215V207H182V202H183V190H184V186H185V182H186V178H187V173H188V170H189V168H190V154H191V150H192V146H193V144L195 145V143H196V141H197V135L195 134V127H196V124H197V117H198V114H199V106H200V99H201V97H202V93H201V91L200 90H202L203 88H202V85H203V82H204V78L205 77H208L209 75H207L209 72H210V68H212V67H210L211 65H212V63L213 62H218V63H221V59L220 60H218L217 59V57H216V53L214 54V51H212V50H214V49H212L213 48V44H215L214 42H213V39H214V37L213 36H215L214 35V33L216 32H214V29L216 28V24L219 22V21H217L218 19H220V18H218V14H220V13H218L219 11H220V8H221V3H222V1L223 0H202ZM21 2H22V0H21ZM25 2V1H24ZM40 2H42V0L40 1ZM47 2H49V5L47 4ZM50 2H52L51 4H50ZM224 2V1H223ZM34 3H36V5H38V3L37 2H35L34 1ZM55 4V3H54ZM53 4V7H55V5ZM60 4V3H59ZM73 4V3H72ZM78 4V3H77ZM33 6H34V4H32ZM62 5V4H61ZM61 5H59V6H61ZM67 5H69V4H67ZM80 5V4H79ZM78 5V7H80ZM63 6V5H62ZM70 6V5H69ZM73 7H75V5L73 6ZM1 8V7H0ZM76 8V7H75ZM82 8V7H81ZM3 9V8H2ZM13 9V10H12ZM84 9V8H83ZM12 10V12H10ZM16 10V12H14ZM17 10L18 9H15V8H10L8 11H9V13L11 14V13H15V16H18V19H14V17H12V16H8V20H11V22L12 23H14V24H16L17 23V25H16V27H18V25H19V27L21 28H19L18 27V30H22L23 31V33H27V31L29 30L30 31V33L32 34L33 32H31V31H34L35 29H37V28H33V26L34 27H36L35 25H36V20L38 19V18H40V17H44V15L46 14V12H41L37 17V19H36V15H33L32 13V15H31V18L30 17H28L27 16V18H29V20L30 21H28V19L26 20V19H24L26 16H24V14H22V12H20V11H18L17 12ZM86 10V9H85ZM85 10H84V12H85ZM221 10H223V8L221 9ZM45 11V10H44ZM64 13H63V12ZM62 11L60 10H58V12H61L65 17H67L68 18V15H71L70 13L69 14H66L67 12H69V11H66L64 8L62 9ZM81 11V10H80ZM21 13V14H20ZM44 13V14H43ZM218 13V14H217ZM48 14V13H47ZM66 14V15H65ZM76 14V13H75ZM83 14V13H82ZM85 14V13H84ZM50 15V14H49ZM52 15V14H51ZM88 16H89V18H90V15L89 14H87ZM5 16V15H4ZM23 16H24V18H23ZM73 16V15H72ZM75 16V15H74ZM33 17V18H32ZM52 17V16H51ZM50 17V18H51ZM84 17V16H83ZM195 17V16H194ZM4 17H2V19H3ZM35 18V19H34ZM80 17H77L76 19H79ZM85 18H86V14H85ZM91 18H93L92 16H91ZM22 19H24L25 21L23 22L22 21ZM31 19H33V21L31 22ZM52 19H58V17L56 18V16L54 17V15H53V18ZM74 19V18H73ZM97 19V17L95 18V20ZM47 20H50V22H51V19H47ZM56 20H55V22H56ZM69 20H71V19H69ZM68 20V21H69ZM94 20V19H93ZM7 21V20H6ZM17 21V22H16ZM35 21V22H34ZM39 21V20H38ZM45 21H46V18H45ZM53 21V20H52ZM58 22L60 21L59 19L57 20ZM65 21V20H64ZM67 21V22H68ZM72 21V20H71ZM76 21H78V20H76ZM83 22L84 24H85V22L84 21H82V18H80V20H79V22ZM221 21V20H220ZM4 22V21H3ZM20 22V23H19ZM22 22V23H21ZM29 22H31V24H34V25H30L32 28H31V30L29 29V28H27V27H30V26H28L30 23ZM55 22H53V23H55ZM57 22V23H58ZM88 22V21H87ZM89 22H91V21H89ZM217 22V23H216ZM7 23V22H6ZM25 25H24V24ZM82 23V24H83ZM94 23V22H93ZM192 23H194V22H192ZM216 23V24H215ZM28 24V25H27ZM47 24V23H46ZM46 24H43V25H45L46 26ZM80 24V23H79ZM91 24H92V22H91ZM95 24V23H94ZM214 24H215V27H214ZM37 25H39V24H37ZM42 25V24H41ZM86 25H87V23H86ZM257 25V24H256ZM9 26V27H8ZM23 26H25V27H23ZM55 26V27H54ZM53 27H50L49 26V29L50 28H52V29H50V30H56V28H57V26L56 25H54ZM189 26H190V24H189ZM241 26V25H240ZM258 26V25H257ZM257 26H256V28H257ZM260 26V25H259ZM11 27H12V25H11ZM42 27V26H41ZM46 27H48V26H46ZM255 27V26H254ZM0 28L2 29V30H0V37L1 36H3V38H4V36L6 37V33H10L9 32V30H10V23H9V25H3V24H0ZM14 28V27H13ZM43 28V27H42ZM54 28V29H53ZM171 29L173 28V27H170ZM167 29V31L169 30V31H171V29ZM174 28H176V27H174ZM173 28V30H177V29H174ZM245 28V27H244ZM243 27H238L237 28V32H238V34H239V32L242 34V35H245L246 33L247 34H249V31L247 30V29H244ZM261 28V27H260ZM259 28V29H260ZM26 29H28L26 32H24ZM44 30H45V28H43ZM262 29H264V27H262L261 29H260V31L262 30ZM46 30H48V29H46ZM250 30V29H249ZM4 31H6L5 32V34L3 35V34H1V33H4ZM165 31V30H164ZM163 31V32H164ZM252 31V30H251ZM52 32V31H51ZM55 32V31H54ZM53 32V33H54ZM166 32V31H165ZM235 32V31H234ZM244 32H245V34H244ZM253 32V31H252ZM251 32V33H252ZM255 32V31H254ZM262 32H264V30H262ZM30 33H29V36H31L30 35ZM167 33H169V32H167ZM257 33H259V32H257ZM11 34V33H10ZM194 34V35H193ZM233 34V33H232ZM231 34V35H232ZM240 34V35H241ZM260 34H261V32H260ZM234 35V34H233ZM240 35H238V36H240ZM262 35V34H261ZM261 35H260V37H261ZM184 36V35H183ZM234 36H236V35H234ZM247 36V35H246ZM3 38H0V39H3ZM12 38V37H11ZM236 39H237V36L235 37ZM5 39V41H7L6 40V38H4ZM184 39V40H183ZM260 39V38H259ZM262 39H264V38H262ZM0 41H2V40H0ZM4 41V42H5ZM215 41V40H214ZM257 41V40H256ZM4 42H1V45H2V47H3V49H5L6 47H5V45L7 44V43H4ZM25 42V41H24ZM236 42V41H235ZM9 43V42H8ZM92 43V42H91ZM4 44V45H3ZM2 47H0V52L2 51ZM16 47V46H15ZM92 47V46H91ZM185 47H187V48H185ZM14 48V47H13ZM250 48V47H249ZM252 48V47H251ZM9 49H10V47H9ZM15 49V48H14ZM92 48H90V50H91ZM8 50V49H7ZM12 50V49H11ZM10 50V51H11ZM92 51V50H91ZM93 52H95V51H93ZM5 53V52H4ZM16 53H17V51H16ZM20 53H22V52H20ZM96 54H97V52H95ZM94 53V54H95ZM256 53V52H255ZM258 53V52H257ZM261 53V52H260ZM1 55H0V61L1 60H4L5 58H3L4 56H3V54L2 53H0ZM6 54V53H5ZM7 54H9L8 52H7ZM95 54V55H96ZM248 54V53H247ZM100 55V54H99ZM10 56V55H9ZM8 56V57H9ZM12 56V55H11ZM96 56H98V55H96ZM254 56H255V54H254ZM257 56V57H256ZM255 56V58H259V56L258 55H256ZM19 57V56H18ZM232 57H234L233 55H232ZM236 57V56H235ZM234 57V58H235ZM262 57H264V55H262ZM3 58V59H2ZM100 57L98 56V59H99ZM221 58V57H220ZM227 58V57H226ZM233 58V59H234ZM9 59H13V58H10L9 57ZM23 59V58H22ZM25 59V58H24ZM97 59V58H96ZM16 60V59H15ZM29 60H30V58H29ZM179 60V61H180ZM214 60V61H213ZM229 60V62L231 61V59L229 58L228 59ZM18 61V60H17ZM24 61V60H23ZM104 61V60H103ZM213 61V62H212ZM258 61V60H257ZM260 61V60H259ZM4 61H1L0 63H3ZM5 62H6V60H5ZM21 62V64H22V61H20ZM98 62V61H97ZM181 62V61H180ZM224 62H226V61H224ZM228 62V64H230L231 65V63H232V61L229 63ZM18 63V62H17ZM111 63V62H110ZM235 63H238V61L235 59ZM261 63V62H260ZM19 64V63H18ZM211 64V65H210ZM214 64V63H213ZM225 64V63H224ZM262 64V63H261ZM23 65H24V62H23ZM109 65V64H108ZM258 65H259V63H258ZM19 66H20V64H19ZM102 66H104V65H102ZM144 66H146V65H144ZM223 66V65H222ZM22 67V66H21ZM24 67V66H23ZM105 67L107 68V64L105 63ZM109 67V66H108ZM181 67H182V69L183 68H185L184 67V65H181ZM220 67H221V65H220ZM253 67V66H252ZM261 67V66H260ZM104 68V67H103ZM259 68V67H258ZM108 69V68H107ZM253 69V68H252ZM257 69V68H256ZM261 69V68H260ZM247 70V69H246ZM255 70V69H254ZM258 70V69H257ZM262 70H264V69H262ZM261 70V71H262ZM250 71V70H249ZM248 71V72H249ZM107 72V71H106ZM247 71H246V74H245V72L243 73L244 75L243 76H245V75H248L249 73H251V72H249L248 73ZM260 72V70L259 71H255V74H253V73H251L252 75H254L253 77H254V79H252V81L250 80V81H248V83L249 82H253L252 84L254 85L255 83V85H256V87H257V85H258V87H259V89H260V92L258 91V94H261V96H264V95H262V94H264V74H262V75H260L261 73H259ZM82 73V72H81ZM100 73V72H99ZM110 73V72H109ZM180 73V75L182 74V70H181V72H179ZM51 74H53V73H51ZM238 74H239V72H238ZM251 74H249L248 76H249V78H250V76H252ZM7 75V74H6ZM239 75H241V74H239ZM239 75H237V76H239ZM25 76V75H24ZM29 76V75H28ZM52 76V75H51ZM54 76V75H53ZM83 76V75H82ZM179 76V75H178ZM11 77H13L14 78V80L12 79L11 81L12 82H10L11 84H14V85H16V83L18 84V83H20V82H18V81H21L20 80V76L17 74V75H12V73H8V75L7 76H5L3 73H0V93H1V95L2 94H5L4 93V90L7 88V86L8 87H10L11 86V84L10 83H8L7 84V82H9V80L11 79ZM235 77V76H234ZM240 77V76H239ZM24 78V77H23ZM57 78V77H56ZM242 78V76L240 77V79H237V80H241L240 82V84H239V81L237 82V80H236V83H238V86L239 85H241V86H243V85H245V84H247L248 85V83L247 82H245L244 83V79H241ZM180 79V78H179ZM232 79V78H231ZM230 79V80H231ZM54 80V79H53ZM52 81V80H51ZM228 81V80H227ZM245 81H246V79H245ZM231 82V81H230ZM243 82V83H242ZM31 83H32V81H31ZM231 83H233V82H231ZM251 83H249L250 84V86H251ZM30 84V83H29ZM32 84H34V83H32ZM31 84V85H32ZM243 84V85H242ZM232 85H234V84H232ZM246 85V87H248ZM6 87V88H5ZM244 87V86H243ZM253 87V86H252ZM10 89V88H9ZM11 89H13V88H11ZM37 89V88H36ZM173 89V88H172ZM248 89H250V88H248ZM34 90V89H33ZM170 90V89H169ZM6 91H8V88L6 89ZM35 91V90H34ZM37 91H38V89H37ZM36 91V95H37V92ZM173 90H171V92H172ZM249 91V90H248ZM253 91V90H252ZM255 91V90H254ZM40 94H42V92H40L39 91V93H38V98H39V96H40ZM203 94H204V92H203ZM6 95H7V93H6ZM201 95V96H200ZM2 96H4V95H2ZM9 96V95H8ZM254 96V95H253ZM11 97V96H10ZM4 98H5V96H4ZM40 98H41V96H40ZM43 98V97H42ZM177 98V97H176ZM209 98V97H208ZM234 98V97H233ZM233 98H232V100H233ZM243 98V97H242ZM245 98V97H244ZM244 98H243V100H244ZM262 98V97H261ZM173 99H174V97H173ZM246 99V98H245ZM250 99L251 98H247L246 99V101H245V104H247L248 102V104H250ZM254 99H255V96H254ZM209 100V99H208ZM215 100V99H214ZM217 100V99H216ZM220 100V99H219ZM235 100V99H234ZM233 100V101H234ZM257 100V99H256ZM43 101V100H42ZM132 101V100H131ZM260 101V100H259ZM39 102V101H38ZM176 102V101H175ZM182 102V103H181ZM209 102V101H208ZM220 102V101H219ZM235 102V101H234ZM234 102H233V104H234ZM247 102V103H246ZM256 102V101H255ZM257 102H258V100H257ZM262 101H260V103H261ZM131 103V102H130ZM214 103V102H213ZM242 103V106L244 105V101H242L241 102ZM240 103V104H241ZM252 103H253V101H252ZM251 103V104H252ZM217 105V108L219 109V111H217L216 113H217V115H218V112H222V110L220 111V109H221V105H223L224 106V108H225V106H227L228 104H227V102H225V103H223L222 102V104L220 103V104H218V103H216ZM224 104H226V105H224ZM230 104V103H229ZM236 104V103H235ZM250 104V105H251ZM6 105H8V104H6ZM132 105H133V103H132ZM173 105V104H172ZM202 105V104H201ZM215 105V104H214ZM230 105H232V104H230ZM220 108H219V107ZM242 106L240 107V109H237V113L236 112H234L235 114H234V116H238L239 114H240V112H241V109H242ZM245 106V105H244ZM3 107V106H2ZM251 107V106H250ZM53 110H54V112L55 111H57V109L53 106ZM213 108V107H212ZM217 108L215 109V110H217ZM223 108V109H224ZM236 108H238V106L236 107ZM172 109V108H171ZM201 109V108H200ZM228 109H230V108H228ZM227 109V110H228ZM258 109V108H257ZM0 110H1V108H0ZM30 110V109H29ZM29 110H28V112H29ZM246 110V109H245ZM260 110V109H259ZM27 111V110H26ZM25 111V112H26ZM31 111H33V109H31L30 110V112ZM38 111V110H37ZM213 111V110H212ZM231 111V110H230ZM234 111V110H233ZM233 111H231V112H233ZM0 112H3L2 110L0 111ZM174 112V111H173ZM223 112H224V110H223ZM222 112V113H223ZM228 112H229V110H228ZM238 112H239V114H238ZM27 113V112H26ZM34 113H35V111H34ZM44 113V112H43ZM210 113V112H209ZM212 113H214V112H212ZM254 113V112H253ZM41 114V113H40ZM176 114V113H175ZM215 114V113H214ZM256 114V113H255ZM254 114V115H255ZM6 115V114H5ZM5 115H4V113H3V116H2V118L3 119H5V121L7 122L8 120H9V117H5ZM27 115V114H26ZM26 115H24V117H23V114H22V116H20V115H18V116H11L10 118H13V122H16L17 120L18 121H20L19 119H22V121L23 120H25V121H20L21 123H29V124H31L32 122V124L33 125H36L37 124V122H39V123H43V122H41V120L39 119V117H42V115L41 116H38L37 117V119H38V121H37V119L36 120H34V119H32V118H34L35 117V114H34V117H31L30 118V121H31V123H30V121H29V115L28 116H26ZM177 115V114H176ZM212 115V114H211ZM224 115V114H223ZM229 115V114H228ZM253 115V117H255ZM260 114H257V116H259ZM30 116H33V115H30ZM37 116V115H36ZM218 116H220V115H218ZM231 116H233V115H231ZM236 116V117H237ZM252 116V114L249 116V117H251ZM256 116V117H257ZM43 117H44V115H43ZM216 117V116H215ZM239 117V116H238ZM1 118V116H0V119H2ZM7 118V119H6ZM17 118H19V119H17ZM36 118V117H35ZM45 118V117H44ZM206 118H207V115H206ZM213 118H214V116H213ZM218 118V117H217ZM221 118V117H220ZM233 118V117H232ZM235 118V117H234ZM215 120H216V118H214ZM251 119H253L252 117H251ZM258 119V118H257ZM260 119V118H259ZM34 120V121H33ZM40 120V121H39ZM220 120V119H219ZM219 120H217V121H219ZM221 120H222V118H221ZM220 120V121H221ZM231 120V119H230ZM37 121V122H36ZM232 121V120H231ZM251 121H255V120H251ZM34 122H36V124H34ZM178 122V123H177ZM234 122H235V120H234ZM240 122V121H239ZM239 122H238V124H239ZM38 123V124H39ZM119 122H117V124H118ZM176 123V124H175ZM214 123V122H213ZM231 123V122H230ZM235 123H237V122H235ZM251 123V122H250ZM7 124H8V122H7ZM117 124H114V126L115 125H117ZM151 124V123H150ZM222 124V123H221ZM6 125V123L4 124V122H2V120H0V127L1 128H4V127H6L5 126ZM147 125V124H146ZM149 125V124H148ZM152 125H154V126H152V129H153V132H154V128H156L155 126V124L153 123ZM169 125H170V123H169ZM168 125V126H169ZM175 125V126H174ZM236 125V124H235ZM38 126V125H37ZM35 127V126H33V127H35L34 129H37L38 130V128L40 127ZM87 126V125H86ZM120 126V125H119ZM234 126V125H233ZM241 126V125H240ZM149 127V126H148ZM154 127V128H153ZM170 127V126H169ZM214 127V126H213ZM217 127V126H216ZM223 127V126H222ZM226 126H224V128H225ZM0 128V129H1ZM40 128H42V126L40 127ZM109 128V127H108ZM222 129V132H226V131H224L225 129ZM233 128V127H232ZM238 128H239V126H238ZM242 128V127H241ZM88 129V128H87ZM115 129H117V128H115ZM149 129V128H148ZM150 129H151V126H150ZM218 129V128H217ZM227 129H229V128H227ZM3 130V129H2ZM6 129H4V132H3V136L7 133L6 131H5ZM18 130H20V131H18ZM18 130H16L15 131V133H14V131H12V133L13 134H11V135H13V137L10 135V138L9 139H3L4 137H2L1 135H0V138L2 137V139L5 141H3L2 139H0V160H2V158H3V160H4V158H6V156H8V158H10L11 157V155H10V152L9 151H6V149H8L7 147H15L14 149L15 150H13V155H14V153H15V155H16V157L17 156H20V153H22L23 151H21V150H24L23 148L25 147V145L23 146V145H21V147L20 148H18L17 147V145H13V144H11L10 145V143H13V141H16V142H14V143H18V141L20 140V142H21V140L22 139H24V136H25V139L28 141V143H26L27 145H30V143H32V145H36V144H33L34 143V141L35 140H37L36 141V143L38 142L39 143V141L41 140V138H42V140L40 141V142H43V139H44V142H46L47 141V143L49 144V142H50V140H49V137H51V136H49V134H51V133H48V134H46L47 136H49L48 137V139L47 140H45L46 139V135H44V133H43V137L42 136H40L41 134H42V131L41 130H39V132L41 131V134L39 135L37 132L38 131H35V134H34V132L32 133V131H30L29 130V132L26 130H24L23 131V129L21 130V129H18ZM109 130V129H108ZM156 130V129H155ZM56 131V130H55ZM113 131V130H112ZM146 131V130H145ZM26 132V133H25ZM61 132H62V130H61ZM100 132V131H99ZM148 132V131H147ZM169 131H168V129H167V133H168ZM17 133V134H16ZM21 133V134H20ZM25 133V134H24ZM30 133V134H29ZM53 133V132H52ZM56 133V132H55ZM57 133H58V131H57ZM112 133L113 132H111L110 134H111V136H112ZM117 133H118V135L119 134H121V131H119V130H117ZM116 132H115V134H117ZM145 133V132H144ZM151 133H152V131H151ZM230 133V132H229ZM232 133H233V131H232ZM15 134V135H14ZM33 134V135H32ZM60 134V133H59ZM98 134V133H97ZM115 134H113V135H115ZM131 133H129L128 134V137L130 136L131 137V139H133L134 137H135V135H137L136 133H135V135L133 134V131H132V134L134 135V137H133V135L131 134ZM166 134V133H165ZM231 134V133H230ZM20 135V136H19ZM27 135V136H26ZM88 135H90L91 136V134H89L88 133ZM95 135V134H94ZM104 135V134H103ZM109 135V134H108ZM139 135V134H138ZM138 135L134 138V140L136 141L137 139V137H138ZM146 135V134H145ZM231 135H233V134H231ZM14 136H15V138H14ZM30 138H29V137ZM38 136V137H37ZM53 136H55V135H53ZM56 136H57V134H56ZM106 137V140H105V138H104V140L108 143V136H107V134L105 135ZM117 136V135H116ZM119 136H121V135H119ZM118 136V137H119ZM141 136V135H140ZM166 136V135H165ZM19 137V138H18ZM59 137V136H58ZM65 137V136H64ZM68 137V136H67ZM89 136H87L86 138H88ZM102 137V136H101ZM124 137L126 138L127 136H125L124 135ZM129 137V138H130ZM133 137V138H132ZM232 137V136H231ZM40 138V139H39ZM69 138V137H68ZM67 138V139H68ZM86 138H84V139H86ZM95 138V137H94ZM121 138V137H120ZM128 138V139H129ZM138 138H140V137H138ZM143 138V137H142ZM234 138V137H233ZM13 141H12V140ZM16 139V140H15ZM56 139H57V137H56ZM112 139H115V136L113 137L112 136V138L110 137V140H112ZM117 139V138H116ZM29 140H30V142H29ZM32 140V141H31ZM49 140V141H48ZM60 140V138L58 139V141ZM69 140V143H68V141H67V143L66 144H69L68 146H70V147H68V149H71V146H73V145H71L70 144V139H68ZM76 140V139H75ZM74 140V143L72 142V140H71V143L72 144H75V143H77L76 141ZM78 140V139H77ZM139 140H141V139H139ZM11 141V142H10ZM52 141V140H51ZM115 140H112V143L114 142ZM134 141V142H135ZM41 143V145L43 146V145H45V144H47V143ZM57 142V141H56ZM87 142V141H86ZM100 142H102V141H100ZM106 142H104L107 146H108V144L106 143ZM110 142L111 141H109V144H110ZM130 142V141H129ZM137 142H139L140 143V141H137ZM104 143L102 142V144L104 145ZM133 143V142H132ZM136 143V142H135ZM141 143H142V140H141ZM52 144V143H51ZM57 144V143H56ZM55 143L54 144H52V145H56ZM79 144H81L82 146H83V142H81V141H79ZM98 144V143H97ZM129 144V143H128ZM127 144V145H128ZM131 144V143H130ZM136 144H138V143H136ZM147 144V143H146ZM13 145V146H12ZM78 144H76V145H74V146H77ZM84 145H86L87 146V143L85 144L84 143ZM89 145H91V146H87L88 148H87V150H88V153H92L93 151H94V147L95 146H93L94 145V143L93 144H89ZM106 145H105V147L103 148V149H105L106 148ZM132 145V144H131ZM134 145V144H133ZM38 146H39V144H38ZM50 147V146H49ZM54 146H52V148H53ZM81 146H79V147H77V148H75V147H72V151H73V149H75V150H77L78 148H80ZM90 147V148H89ZM98 147V146H97ZM130 147V146H129ZM141 147V146H140ZM17 148V149H16ZM26 148H28V147H26ZM31 148V147H30ZM60 148V147H59ZM108 148H109V146H108ZM142 148V147H141ZM144 148V147H143ZM149 148V147H148ZM19 149H21V150H19ZM29 149V148H28ZM48 149H50V148H48ZM82 148H80V150H81ZM133 149V148H132ZM151 149H153V148H151ZM172 149V150H171ZM17 150V151H16ZM26 150V149H25ZM52 150L53 149H51V152H52ZM64 150V149H63ZM83 150H84V148H83ZM82 150V151H83ZM98 150V149H97ZM107 150V149H106ZM109 150V149H108ZM123 151H124V149H122ZM131 150V149H130ZM19 151H21V152H19ZM28 151V150H27ZM56 150L54 149V152H55ZM79 151V149L77 150V153H79L78 152ZM122 151V152H123ZM140 151V150H139ZM145 151H146V149H145ZM145 151H143V153H145V154H148V156H149V154H153V152H148L149 150H147V152H145ZM168 151V150H167ZM239 151H241V150H239ZM17 152H19L18 153V155H17ZM48 152V151H47ZM66 152V151H65ZM136 152V151H135ZM237 152V151H236ZM25 153H27L26 151H25ZM53 153V152H52ZM94 153H95V151H94ZM93 153V154H94ZM140 153H142V152H140ZM136 154V155H142L141 157H144V156H146L145 154H144V156H143V153L142 154ZM238 153V152H237ZM240 153V152H239ZM242 153H244L243 151H242ZM96 154V153H95ZM124 154V153H123ZM123 154H122V156H123ZM125 154H126V152H125ZM124 154V155H125ZM6 155V156H5ZM49 157H51L50 156V152L47 154ZM92 155V154H91ZM97 155V154H96ZM118 155H121V154H118ZM117 155V157L118 158H116L117 160L118 159H120V156H118ZM127 155V154H126ZM206 155V154H205ZM236 155V154H235ZM5 156V157H4ZM39 156V155H38ZM116 156V155H115ZM114 156V157H115ZM122 156H121V159H124V158H122ZM128 156V155H127ZM126 156V157H127ZM150 156H152V155H150ZM21 157V156H20ZM41 157H43L42 155H41ZM94 157V156H93ZM147 157V156H146ZM31 158V157H30ZM34 160H35V158L34 157H32ZM151 158V157H150ZM201 158H202V156H201ZM200 158V160L202 161L203 159H201ZM209 158V157H208ZM43 159H45V158H43ZM83 160L81 161V162H83L84 161V158H82ZM96 159V158H95ZM135 159V158H134ZM138 159H140V158H138ZM144 159H147V158H144ZM149 159V158H148ZM237 159V158H236ZM240 159V158H239ZM3 160H2V162H3ZM6 160V159H5ZM13 160V159H12ZM11 160V161H12ZM20 160H21V158H20ZM38 160H42V158L40 159H38ZM45 160H47V159H45ZM45 160H42V162L44 161L45 162ZM49 160V159H48ZM101 160V159H100ZM125 160V159H124ZM165 160V161H166ZM210 160V159H209ZM209 160H206V162L208 163V164H211V162L209 161ZM9 161V160H8ZM14 161H16V160H14ZM120 161V160H119ZM134 161H138V160H134ZM134 161H132V163L134 162ZM141 161V163L144 161L143 159H141L140 160ZM148 161V160H147ZM221 161V160H220ZM238 161H240V160H238ZM22 161H20L19 163H21ZM28 162H30V161H28ZM27 162V164H31V163H28ZM35 162H36V164L32 161V164L31 165H33V166H35L36 165V167H38V169L37 168H34L33 166H30L31 168L33 167L34 169H37L36 170V172H37V174H36V172L34 173V172H32V173H30V172H28L27 171V169H26V167L23 165V163L21 164V165H23V167L25 168H23L22 169V171H24V170H26L24 173H25V175L27 176V180H26V176L24 175V173L23 174H20V176H17V177H22V178H24L25 179V181L27 182V184H26V182L24 183L22 180H20V181H22V182H20V181H18L17 180V182H19V183H16V184H18L17 186L15 185L14 187L12 186V189H11V191H12V193L11 192H8V190H9V188H8V190H7V188H5V190H4V187H6V186H8L7 184L6 185H4V184H2L4 187H3V190H2V186L0 185V188H1V191H0V205H1V203H2V205H3V207H2V205H1V208H2V212H0V217H1V219H0V221H1V224L3 223V222H7L8 220H10L9 221V223L6 225V223H4L5 224V226L8 228V226H9V228H10V231L12 230H14L15 229V231H13V232H15L16 234H14V235H12L13 234V232H12V234H10V235H12L11 236V238L10 239H7L6 238V233H3L4 232V230H3V227L0 229V233H2V234H4L5 235V238L4 237H2L3 238V241H1V242H3V244L1 245V246H4L3 248H1V249H3L4 251L3 252H5L6 254H7V256H9V257H11V255H12V253H14V252H10L9 251V249H11L10 247L12 246V249L15 247V245L17 246V244L19 243L20 245L19 246H17L18 247V250H20L18 253V257L20 258V255H21V258H22V256H23V259H24V257L26 256H24V255H22V254H20V252L22 251V248L20 247V246H22L23 247V250H27L28 251V248H29V250H31V251H34L33 249V247H35L34 245H32L33 243H30V241H28V243L26 244H24V242H25V240H27L26 239V237L28 238V239H31V241H40L41 239V242H40V245H44L45 244V246H44V248H46L47 247V245L49 246L50 245V247H51V249H55V251L57 252V250H58V248H60L61 250H62V253L63 252H65V251H63L64 250V248H65V250H68V249H70L72 246L71 245H75V243H77V244H79L80 242H82V240H85L84 238H82V236L84 235V234H86V232H85V230H87L88 231V229H91V230H89L88 232H87V234H91V231L93 232L94 230H92L93 228H92V223H86L85 221H81L82 222V224H81V222H79L80 220L78 219V221H77V218H78V216L80 215V216H83V215H85V213L84 212H86V209L87 210H90L91 211V209H93L92 211H93V213L94 214H96L97 213V209H98V212H103V210L104 209H106V210H104V212H103V214L101 213H99V215L100 216H105L106 217V221H108V218H112V215H113V213H110L109 214V211L110 210H114L115 208H116V206L114 205V203L116 202V201H114L113 199L114 198H116V196H114V194H113V197H112V195H111V197H110V195H107L105 198H107L108 196V198H107V202L105 203H103V201L101 200L102 198L100 197V200H101V202L103 203V204H98V202H97V200H95V198L93 197V199H91V196H89V200H88V204H90L91 206L92 205H96V207H89V206H87L88 204H85V206H83V210L82 209H80V207H76L75 209L77 210V211H83L82 213H83V215H82V213L81 212H77L75 209V212L77 213H75V212H72L73 214L75 213L76 215H77V217H76V219H75V217L73 216V214L72 215H68V214H60V211L59 212H56V211H58L53 205H55V204H53V205H51V206H53V209H55V210H52L51 212L54 214L55 213V216H53V214H51L53 217H57V218H53L50 214H49V208L51 207V206H47V203L46 202H49V203H56V204H58V205H63V203H62V200L58 197V196H60V197H64V198H62V199H64L65 200V196H67V199L68 198H70L71 196V194H72V191L74 190L75 191V194H77V195H83V196H85L86 194H87V192L85 191V190H79V189H77L76 190V188H77V184H78V182L79 181H83L87 176H89V175H93L92 176V178H90V176H89V178L91 179V180H93V182H97L96 181V179H99V177H97L96 175H98V174H96L95 175V170H93V168H96V167H93V164H91V163H87V165H88V167L90 168L91 166H92V168H90L91 170H93V171H91L88 167H87V165L85 166V165H83V166H81V165H76V166H74L73 165V163H72V165L71 164H65V165H71V168H70V170L68 169V172H67V169L65 170L64 169V167H63V165L59 168V173L60 174H62V170H65V171H63V174H64V176H65V174H71L70 176H65L66 178H70V180L68 179V182L67 183H65V185L66 186H64V188H62V185H61V187H59L58 185H56V184H58V182L60 181L59 179H61V178H59L60 176H59V174L58 175H56L57 177H56V179H55V177H50V176H48L47 174V177H45L46 175H45V172L46 171H49L47 168H45V169H47L46 171H44V168H40V165H42L41 163V161L39 162V161H37V159L35 160ZM47 162V161H46ZM69 162L71 163V161L69 160ZM95 162V161H94ZM128 162V161H127ZM145 162V161H144ZM144 162L141 164V163H139V162H137L136 163V165H138V163H139V165L140 166H144L145 164H144ZM222 162V161H221ZM251 162H252V159H251ZM11 163H14L13 161L11 162ZM11 163L9 162H7V164H10L9 166L11 167L12 165H11ZM17 163V162H16ZM25 163V162H24ZM38 163V164H37ZM99 164H100V162H98ZM95 164L94 163V165L95 166H97V165H99V164ZM105 163V162H104ZM103 163V164H104ZM119 163V162H118ZM122 163V162H121ZM125 162H123L122 164H124ZM132 163H130V165H132ZM162 163V162H161ZM165 162H163V164H164ZM168 163V164H167ZM248 163V162H247ZM44 164V163H43ZM78 164V163H77ZM82 164V163H81ZM91 164V165H90ZM102 164V163H101ZM113 164V166H111L112 168H113V174L114 175H111V170H112V168L110 167V171H108L107 169V167H106V165L104 166V168L102 167V168H96V169H98V170H96V173H97V171H98V173L100 174V175H98V176H101L102 175V173H104L105 174V172L106 171H108V172H106V176L110 173V176L112 177V179H114V180H112V179H110L109 181L107 180V182H108V184L109 185H107V183H104V181H105V179H103V178H101L100 180H102V183H103V186L105 185H107L106 186V188H109V189H111V188H113V186L115 185H112V183L111 182H113V181H118L117 180V178H120L122 175H125L126 173H127V170H125V168H126V166H125V168H124V166L122 165V167L123 168H120L121 167V165H119L118 164V166L116 165L117 164V162H116V164H114V163H112ZM111 164V165H112ZM129 164V163H128ZM128 164H127V166H128ZM255 164V163H254ZM253 164V165H254ZM19 164H17V166H18ZM125 165V164H124ZM129 165V166H130ZM138 165V166H139ZM167 165H169V166H167ZM212 165V164H211ZM226 165H227V163H226ZM261 165V164H260ZM9 166H7L6 165V168L7 167H9ZM77 166H81V167H77ZM108 166V165H107ZM116 166V167H115ZM128 166V173L126 174L127 176L129 175L130 176V174H132L133 172V170L132 171H130L131 170V166L129 167ZM161 166H163V165H161ZM213 166V165H212ZM236 166V165H235ZM3 167V166H2ZM9 167V168H10ZM19 167V166H18ZM75 167H77V169H78V172L80 171V174L82 173V175H78V180L77 179H75V177H76V174H78V172L75 170L76 168ZM107 169H106V168ZM134 167H135V162H134ZM150 167V166H149ZM148 167V168H149ZM238 167H239V165H238ZM0 168H1V166H0ZM22 168V167H21ZM63 168V169H62ZM117 168H118V173H116L117 172ZM213 168H214V166H213ZM227 168V167H226ZM232 168V167H231ZM230 168V169H231ZM14 169V168H13ZM12 169V170H13ZM71 169H72V171H71ZM86 169H87V171H86ZM88 169L90 170L89 172H88ZM105 169V170H104ZM162 169V168H161ZM207 169V168H206ZM8 170V169H7ZM40 170V171H39ZM83 170V171H82ZM100 170V171H99ZM119 170H121V171H123V173L124 174H122V172L119 174ZM207 170H209V169H207ZM206 170V171H207ZM215 170H217V169H215ZM220 170H222V169H220ZM239 170V169H238ZM2 171V170H1ZM9 171H10V169H9ZM21 171V170H20ZM39 171V172H38ZM125 171V172H124ZM150 171V170H149ZM218 171V170H217ZM224 171V170H223ZM226 171V170H225ZM233 171V170H232ZM234 171H235V169H234ZM253 171V170H252ZM16 172V171H15ZM28 172V174H26ZM42 172V173H41ZM84 172V173H83ZM87 172V173H86ZM129 172H130V174H129ZM132 172V173H131ZM138 172V171H137ZM219 172V171H218ZM255 172V171H254ZM262 172H264V171H262ZM5 173V172H4ZM4 173H2V175L4 174ZM17 173V172H16ZM15 173V174H16ZM39 173V174H38ZM44 173V174H43ZM49 174L51 173V172H48ZM75 173V177H72L73 176V174ZM89 173V174H88ZM94 173V174H93ZM136 173V172H135ZM148 173V172H147ZM150 173V172H149ZM216 173V172H215ZM233 173V172H232ZM243 173H245V172H243ZM248 173V172H247ZM256 173V172H255ZM258 173V172H257ZM6 174V173H5ZM8 174V173H7ZM10 174H14V173H11L10 172ZM9 174V175H10ZM63 174L61 175V177L63 176ZM134 174V173H133ZM132 174V175H133ZM138 174V173H137ZM225 174V173H224ZM24 175V176H23ZM39 175V176H38ZM84 175V176H83ZM87 175V176H86ZM116 175L118 176V177H116ZM142 175V174H141ZM148 175V174H147ZM161 175V174H160ZM161 175V176H162ZM216 175V174H215ZM228 175V174H227ZM245 175H247V174H244V176ZM252 175H254V174H252ZM261 175H264V173H262ZM14 176V175H13ZM41 176H43V178L41 177ZM82 176V177H81ZM110 176H107V177H110ZM114 176V177H113ZM135 176V175H134ZM138 176V175H137ZM145 176V177H144ZM218 176V175H217ZM258 176V175H257ZM40 177H41V179H40ZM48 177H50L49 179H47ZM81 177V178H80ZM94 177V178H93ZM101 177H103V176H101ZM110 177V178H111ZM124 176H122L121 178H123ZM132 177V176H131ZM147 176H146V174H144L142 177H141V180H143V179H145ZM163 177V176H162ZM222 176H220L219 178H221ZM225 177V176H224ZM223 177V178H224ZM259 177V176H258ZM57 178H58V180H57ZM63 179H64V177H62ZM80 178V179H79ZM84 178V179H83ZM88 178V177H87ZM127 178V177H126ZM143 178V179H142ZM256 178V177H255ZM262 178H264V177H262ZM7 179V178H6ZM36 179H38V180H36ZM40 179V180H39ZM47 179V180H46ZM55 179V181H57L56 183H54L53 182V180ZM83 179V180H82ZM129 179H131L130 177H129ZM128 178H127V180H129ZM161 179H163V178H161ZM216 179V178H215ZM218 179V178H217ZM235 179V178H234ZM244 179V178H243ZM16 180V179H15ZM36 180V182H34V181ZM62 180V179H61ZM91 180H89V181H91ZM124 180H126V179H124ZM138 180V179H137ZM146 180V179H145ZM145 180H143V181H145ZM151 180V179H150ZM222 180V179H221ZM239 180V179H238ZM31 181V182H30ZM43 181V182H42ZM73 181V182H72ZM111 181V182H110ZM123 181V180H122ZM132 181H133V178H132ZM132 181H130L129 183L130 184H128V183H126L125 184V182H123L125 185H127V188H128V193L125 195H123L122 196V198H125L126 199V201H131L132 202V199H134L135 198V194H133L131 191L133 190H135V192L138 194V196L139 197H143L144 195H142V192H144V190H143V188L141 187V183L140 182H138L139 183V185H134V186H139V187H141V188H139L138 190L137 189H133V184H135V183H132ZM147 181V180H146ZM219 181V180H218ZM231 181H233L232 179H231ZM236 181V180H235ZM256 181V180H255ZM262 181H264V179H262ZM9 182H11L10 180H9ZM71 182V183H70ZM127 182V181H126ZM134 182H137V181H135L134 180ZM217 182V181H216ZM224 182V181H223ZM222 182V183H223ZM6 183H8V181L6 182ZM46 183V184H45ZM48 183V184H47ZM75 183H76V186H74L75 185ZM89 183V189H90V192H95V194H96V196H98L97 195V191L96 190H93L92 191V188L94 189L95 188V185H96V187H98L99 186V184H101L100 186H102V183H100L99 182V184L97 183V184H92V185H90L91 183L90 182H88ZM87 183V184H88ZM114 183V182H113ZM118 183H121V185H122V182H116V186H118L117 184ZM132 183V184H131ZM138 183H136V184H138ZM147 183V182H146ZM219 183V182H218ZM237 183H239V182H237ZM241 183V182H240ZM9 184V183H8ZM25 184V185H24ZM34 184V185H33ZM37 184H39V185H37ZM53 184V185H52ZM141 184V185H140ZM149 184H150V181H149ZM230 184V183H229ZM21 185V191H19V193L17 194L16 192H17V189L19 188L18 186H20ZM33 187H32V186ZM37 185V186H36ZM42 185H46L47 187V189L49 188V187H51L50 189H48V196H47V194L46 195H44V196H46V197H48L47 199L44 197V199L45 200H43L42 202H44V203H46V206H45V204H39L37 207H35L36 209H32V208H30V207H32V206H30L29 207V209H28V206L30 205V202H32L33 200V203H35V200L36 199H34V197L32 196L33 194H35V195H37L38 196V199H39V193H36V191H38V190H40L41 191V189L43 190V188H42ZM54 185H55V187H54ZM112 185V186H111ZM120 185V184H119ZM120 185V186H121ZM148 185V184H147ZM165 185V187H162V186H164ZM236 185V184H235ZM23 186V187H22ZM31 187V189H35L34 190V193L33 192H27V191H29L30 189H28V187ZM41 187V189H40V187ZM49 186V187H48ZM55 188H53V187ZM56 186L57 187H59V188H57V190H56ZM90 186H91V188H90ZM109 186H111V187H109ZM17 187V188H16ZM38 187V188H37ZM68 187H70L69 188V191L67 190L68 189ZM119 187V186H118ZM147 187V186H146ZM220 187V186H219ZM228 187V186H227ZM226 187V188H227ZM11 188V187H10ZM45 187H44V189H46ZM62 188V189H61ZM66 188V189H65ZM100 188V187H99ZM127 188H124V189H126L127 190ZM232 188V187H231ZM240 188V187H239ZM242 188V187H241ZM22 189H23V191H22ZM24 189L26 190V191H24ZM46 189V190H47ZM61 189V190H60ZM64 189L66 190V193L64 192ZM73 189V190H72ZM89 189H88V191H89ZM109 189H108V191H106V193L108 194L109 193ZM123 189V188H122ZM223 189V188H222ZM221 189V190H222ZM228 189H230V186H229V188ZM15 190V191H14ZM53 190V191H52ZM72 190V191H71ZM78 190H79V193H78ZM114 190H115V187H114ZM125 190V191H126ZM219 190V189H218ZM242 191L243 190H245V189H241ZM259 190H261V188L259 189ZM3 191H6L7 192V195L5 194L6 192H3ZM50 191H52V193L50 192ZM62 191V192H61ZM67 191H68V193H67ZM105 191V190H104ZM103 191V192H104ZM237 191H238V188H237ZM3 192V193H2ZM20 192H23V193H25L26 192V194L24 195V194H21ZM54 192H56V193H54ZM59 194H58V193ZM82 192V193H81ZM86 192V193H85ZM89 192V193H90ZM124 192V191H123ZM211 192H213V191H211ZM219 192V191H218ZM244 192V191H243ZM10 193V194H9ZM16 193V194H15ZM27 193H29L30 194V196H29V194H27ZM33 193V194H32ZM41 193V192H40ZM49 193L51 194V195H49ZM84 193V194H83ZM93 193H91V194H93ZM110 193V194H111ZM155 193H154V195H155ZM215 193V192H214ZM257 193H259V192H257ZM256 193V194H257ZM5 194V195H4ZM12 194H14V195H12ZM57 194V195H56ZM68 194H69V196H68ZM73 194H74V192H73ZM72 194V195H73ZM104 194V193H103ZM216 194V193H215ZM214 194V195H215ZM220 194V193H219ZM247 194V193H246ZM246 194H243V195H246ZM252 193H250V195H251ZM262 194V193H261ZM9 195V196H8ZM15 195H18L17 197H19V198H17V197H15ZM20 195H22V197H26V199L24 198H22ZM24 195V196H23ZM106 195V194H105ZM146 195V194H145ZM254 195V194H253ZM253 195H251V196H253ZM258 195H260V194H257V196ZM4 196V197H3ZM94 196V195H93ZM121 196V195H120ZM119 196V197H120ZM220 196V195H219ZM255 196V195H254ZM8 197V198H7ZM9 197H11V198H9ZM53 197V198H52ZM104 197V196H103ZM144 197H146V196H144ZM250 197V196H249ZM260 197V196H259ZM6 200H5V199ZM14 198V199H13ZM17 198V199H16ZM57 198V199H56ZM98 198V197H97ZM109 198H110V200H109ZM121 197L120 198H118V200H119V202H120V200L122 199ZM147 198V197H146ZM235 198V197H234ZM10 199H12V200H10ZM41 199H42V197H41ZM54 199V200H53ZM66 199V200H67ZM112 199V200H111ZM250 199V198H249ZM14 200V201H13ZM15 200H16V203H15ZM19 200V201H18ZM31 200V201H30ZM56 200V201H55ZM63 200V202H65ZM90 200L92 201V202H90ZM123 200V199H122ZM137 202H136V201ZM146 199H143V200H139L140 202H141V204H139L140 202L138 201V199H137V197H136V199H134V203H135V205L136 206H138V208H139V206L140 207H142L141 205H145V204H143L144 202L143 201H145ZM235 200V199H234ZM244 200H246V198L244 199ZM254 201H255V199H253ZM258 200V199H257ZM3 201H5L4 203H3ZM10 201V202H9ZM52 201V202H51ZM94 201L95 202H97V203H94ZM111 201H114V203H113V206H112V202ZM193 201V200H192ZM247 201V200H246ZM9 202V203H8ZM11 202H14V203H11ZM85 203H86V201H84ZM84 202H83V204H84ZM130 202V203H131ZM190 202V201H189ZM22 203H24V204H22ZM26 203V204H25ZM76 203V202H75ZM111 203V204H110ZM127 203V202H126ZM138 205H137V204ZM191 203V202H190ZM202 203V202H201ZM200 203V204H201ZM250 203V202H249ZM6 204V205H5ZM13 204H15V206L13 205ZM80 204V203H79ZM109 204L112 206V208H111V206H109ZM129 204V203H128ZM128 204H126L127 206H126V208L128 207ZM10 205V206H9ZM23 205V206H22ZM78 205V203L76 204V206ZM94 205V206H95ZM100 205V206H99ZM134 204H132V205H130V207L131 208H128V209H132V206H133ZM134 205V206H135ZM159 205H160V207H159ZM161 205H162V208H161ZM190 205H192V203L190 204ZM19 206V207H18ZM25 206L27 207V209H28V212L29 211H31L32 212V214H33V216H35L36 215V217H34V218H37V213H35V211L37 212H40V213H38L39 215V218L38 219H40L41 220V222H40V225H42V227L43 228H46L47 227V229H45V231L46 230H48V231H46L45 232V237H44V235L40 232V230L38 231V230H36L37 228H39V226L38 225H34V222L32 221V225H34V226H32L33 228H32V231L34 232V231H37L36 233H38V234H40V235H38V236H40V237H34V234L35 233H33L32 235H30V233H28V231H27V233H26V231H24V229H20L21 231L23 230L24 231V234H25V236L23 235V231L20 233V230L18 231L14 226H15V224L14 223H16L17 224V220H18V215H20V214H22V213H17V212H21L22 210H24L25 209ZM43 206V207H42ZM44 206H45V208H47V210L46 211H42L43 210V208H44ZM56 206V205H55ZM105 206V207H104ZM108 206H109V208H108ZM155 206V207H156ZM193 206V205H192ZM5 207V208H4ZM12 207V208H11ZM21 207L23 208V209H21ZM39 207H41L40 209H39ZM86 207V208H85ZM125 207V206H124ZM145 207V206H144ZM186 207V206H185ZM191 207V206H190ZM0 208V209H1ZM9 208V210H6V209H8ZM95 208V209H94ZM101 210H100V209ZM103 208V209H102ZM119 208H122V207H119ZM134 209H135V207H133ZM183 208H184V206H183ZM188 208V207H187ZM186 208V209H187ZM195 208V207H194ZM11 209V210H10ZM13 209V210H12ZM38 209V210H37ZM42 209V210H41ZM128 209H126V210H128ZM140 209L141 208H139V211H140ZM143 210H144V208H142ZM141 209V210H142ZM189 209V208H188ZM191 209V208H190ZM193 209V208H192ZM254 209V208H253ZM256 209V208H255ZM42 212H41V211ZM73 210V211H74ZM96 212H95V211ZM5 211V212H4ZM11 211H13V213L11 212ZM15 211V212H14ZM91 211V212H92ZM106 211H107V213H108V215H107V213H106ZM125 211V210H124ZM124 211L122 210V212L124 213ZM131 211V212H130ZM129 212L128 211H125V213H124V217H125V219H126V221H129L128 219H130V221L132 220V219H134V220H137L138 221V216L139 215H141V213H136L137 214V218H133V216H135L136 217V214L134 215V211H132V210H130ZM136 211H137V209H136ZM157 211V212H156ZM161 211V213H159ZM8 213V215H10V216H8L7 215V213ZM111 212V211H110ZM129 214H128V213ZM133 212V213H132ZM143 212V211H142ZM181 212V213H180ZM187 212V211H186ZM233 212V211H232ZM17 213V214H16ZM106 213V214H105ZM185 212H183V214H184ZM188 213V212H187ZM24 214V213H23ZM45 216H44V215ZM112 214V215H111ZM117 214V213H116ZM116 214L114 213V215H113V220L110 218V220L111 221H114L115 219H114V217L116 218ZM128 214V215H127ZM143 215H144V213H142ZM153 214V213H152ZM151 214V215H152ZM158 214H160V216L158 215ZM197 214V213H196ZM234 214V213H233ZM3 215V216H2ZM41 215V216H40ZM75 215V216H76ZM96 215H98V213L96 214ZM127 216V218H126V216ZM146 215V214H145ZM149 215V214H148ZM157 215V216H156ZM185 215H187V214H185ZM251 215V214H250ZM8 216V217H7ZM13 216H16V218L15 217H13ZM25 216V214L23 215V217ZM66 216L68 217L67 219H65L66 218ZM79 216V217H80ZM119 216H121V215H119ZM147 216V215H146ZM146 216H141V217H139V221L141 220V221H143L144 219H147L146 218ZM189 217H190V215H188ZM193 215H192V213H191V217H192ZM195 216V215H194ZM255 216V215H254ZM257 216V215H256ZM256 216H255V218H256ZM258 216H260V215H258ZM8 219H7V218ZM14 219H16V220H14ZM21 217V216H20ZM41 217V218H40ZM65 217V218H64ZM122 217V219L123 220H125L124 218H123V215L121 216ZM142 217H144V219L142 220L141 218ZM150 217V216H149ZM149 217H148V219H149ZM187 217V216H186ZM196 217V216H195ZM261 217H264V216H260V217H258L257 219H255L254 217H253V220L255 219V220H257V221H255V222H262V220H258V219H260ZM46 218V219H45ZM47 218L49 219H51L52 218V221H54L55 222V225L54 226H52V227H50L49 226V224L46 222L47 221ZM60 218V219H59ZM71 218V219H70ZM188 218V217H187ZM7 219V220H6ZM12 219L14 220V223L12 222ZM24 219H26L25 217L23 218V219H21V218H19V220H18V224L21 226H23L26 222H27V220H24ZM43 219H45V220H43ZM54 219V220H53ZM57 219V220H56ZM62 219V220H61ZM186 219V218H185ZM235 219V218H234ZM29 220V219H28ZM39 220V221H40ZM60 220V221H59ZM68 220H70V221H68ZM110 220L108 221V225H105L104 227H106V228H108V230H109V232H110V230H112L113 229V226L111 225V223H110ZM118 220V221H117ZM120 217H119V219H116V221H114V223H116L117 225H118V223H120L122 220H120ZM180 220V221H179ZM227 220V219H226ZM252 220V221H253ZM26 221V222H25ZM31 221V220H30ZM45 221V222H44ZM58 221V222H57ZM65 221V222H64ZM133 221V220H132ZM140 221V222H141ZM146 221V220H145ZM179 221V222H178ZM185 222L187 221L188 223L190 222V221H188L187 219L186 220H184ZM235 221V220H234ZM12 222V223H11ZM70 223V225L68 224V223ZM72 222V223H71ZM79 222V223H78ZM105 222V221H104ZM103 222V223H104ZM151 222V221H150ZM260 222V223H261ZM11 223V224H10ZM24 223V224H23ZM60 223V224H59ZM74 223V225H78L77 227H76V229H75V227H71V225ZM77 223V224H76ZM122 223H123V221H122ZM135 224H136V221L134 222ZM183 223V222H182ZM183 224L182 225V228L181 227H179L181 230H183V227H185V226H187V225H189V224H191V222L189 223V224ZM4 224H3V226H4ZM12 225L13 224V226H11V227H13V229L10 227V225ZM17 224V225H18ZM45 224V225H44ZM48 224V225H47ZM84 224V225H83ZM86 224V225H85ZM91 224V225H90ZM93 224H95L94 222H93ZM106 224V223H105ZM111 226H110V225ZM128 224V223H127ZM140 224L141 223H137V225L136 226H140ZM144 224V223H143ZM193 224V223H192ZM230 224V223H229ZM80 225V226H79ZM185 225V226H184ZM255 225V224H254ZM58 226H60V227H58ZM87 226L88 227H90V228H88L87 229ZM110 226V227H109ZM119 226H121V227H119ZM118 227H119V230H120V228H122V226L124 227L125 226V223H123V225H119ZM134 226V225H133ZM151 226V225H150ZM224 226V225H223ZM55 227V228H54ZM81 227V228H80ZM84 227H86V229L84 228ZM103 227V226H102ZM126 227H127V225H126ZM6 228V229H7ZM9 228H8V231H9ZM25 228H27V224H26V227ZM57 228H58V231H57ZM71 228H72V230L73 229H75V231L74 232H72L71 231ZM99 228V227H98ZM97 228V229H98ZM111 228V229H110ZM138 228V227H137ZM5 229V228H4ZM6 229H5V231H6ZM28 229H30V227H28ZM63 229V230H62ZM83 229H85V230H83ZM117 229V228H116ZM122 229H124V230H126L125 228H122ZM156 229V230H155ZM204 229V228H203ZM80 230V231H79ZM100 230V231H99ZM99 230L97 231L99 234H98V237L99 238H102L104 235H105V237H107L106 235L108 234L105 230H103V229H101V226H100V228H99ZM102 230V231H101ZM107 230V229H106ZM197 230H199V229H197ZM200 230H201V228H200ZM199 230V231H200ZM204 230H206V229H204ZM9 231V232H10ZM66 231H68V232H66ZM77 231H78V233H77ZM83 231L85 232V233H83ZM105 233H107V234H105ZM178 231H180V230H178ZM208 231V230H207ZM206 231V232H207ZM40 232V233H39ZM49 232H50V234H49ZM53 232V233H52ZM59 232V233H58ZM79 232H81V233H79ZM121 232H122V230H121ZM125 232V231H124ZM127 232V231H126ZM156 232V233H155ZM55 233V234H54ZM58 233V234H57ZM61 233V234H60ZM66 233V235H64ZM70 235H68V234ZM117 233V232H116ZM119 233V232H118ZM155 233V234H154ZM177 233H178V235H177ZM54 234V235H53ZM80 236H79V235ZM86 234V235H87ZM111 234V233H110ZM133 234H135V233H131V235H133ZM42 235V236H41ZM58 235L60 236H62V237H65V240L67 239V241H68V244L71 246H68L69 248H67V246H66V244H67V241H66V244H64L65 245V247L63 246L62 248H61V246H58V242L60 243V241L59 240H61L63 243L65 242V241H63V238H61V236L59 237V239H58ZM71 235H75L73 238H72V236ZM102 235V236H101ZM115 235H118V234H115ZM126 235V234H125ZM124 235V236H125ZM128 235H130V234H128ZM130 235V236H131ZM187 235V234H186ZM209 235V234H208ZM2 236V235H1ZM8 236V235H7ZM14 236V237H13ZM33 236V237H32ZM35 236H37L36 234H35ZM50 236V237H49ZM52 236V237H51ZM68 236H69V238H68ZM80 238H79V237ZM113 236V235H112ZM151 236H153V238H151ZM189 236H191V235H189ZM196 236V235H195ZM204 236H206V235H204ZM214 236V235H213ZM25 238L23 241H22V239L23 238ZM30 237V238H29ZM46 237L48 238H50V239H52L53 240V242H54V239L56 238V239H58L57 241H55L54 243L56 244V246H54L55 244H51L52 242L50 241V239H47L48 241H46ZM54 237V238H53ZM104 237V238H105ZM126 237H128V236H126ZM178 237V238H177ZM194 237V236H193ZM2 238H0V239H2ZM13 238V239H12ZM35 238V239H34ZM39 240H38V239ZM44 238V239H43ZM73 240H72V239ZM77 238V239H76ZM129 238V237H128ZM133 238V237H132ZM200 238L202 239V240H200ZM211 238V239H210ZM257 238V237H256ZM6 239V240H5ZM16 239V240H15ZM17 239H18V241H17ZM81 239V241H79ZM227 239V238H226ZM242 239H243V237H242ZM245 239V238H244ZM10 241V243H11V241H13L11 244H9V241ZM71 240V241H70ZM79 241V243L78 242H75V241ZM216 240H218V241H216ZM239 240V239H238ZM4 241H5V243L9 246V247H7V245L4 243ZM20 241H22V244L20 243ZM46 243H45V242ZM72 241H74V242H72ZM107 241H108V239H107ZM140 241H141V239H140ZM202 241H204V242H202ZM214 242V243H212V242ZM253 241V240H252ZM0 242V243H1ZM16 244H15V243ZM27 242V241H26ZM49 242V243H48ZM85 246L86 245H88L86 248H88L89 246H90V244H91V242L90 243H88V241H86L85 240ZM109 242V241H108ZM107 242V243H108ZM216 242H217V244L218 243H220V244H216ZM250 242V241H249ZM254 242V241H253ZM252 242V243H253ZM43 243V244H42ZM204 243H205V245H204ZM227 243V242H226ZM225 243V244H226ZM246 243V242H245ZM15 244V245H14ZM29 244H31V245H29ZM76 244V245H77ZM81 244H83L84 245V242H82ZM207 244V245H206ZM212 245V247H211V245ZM214 244H216V245H214ZM225 244H224V246H225ZM25 245V246H24ZM75 245V246H76ZM80 245V244H79ZM100 245V244H99ZM199 245V246H198ZM230 245V244H229ZM228 245V247L230 248V246ZM250 245V244H249ZM6 246V247H5ZM28 247V248H26L25 249V247ZM52 246L54 247V248H52ZM81 246V245H80ZM85 246H83L82 248H84ZM121 246V244L118 246L119 247V251L120 250H122V251H120V252H118V253H120V254H125V256H126V249H125V247L124 246H122V248L120 247ZM204 246V247H203ZM208 246V247H207ZM218 246V248H216ZM21 249H20V248ZM33 249H32V248ZM40 248H37V250L36 251H34V256L32 257L31 256V254L29 255L28 254V256L29 257H32L33 259L34 258H36V259H34L36 262L34 263V264H42V261H41V258H40V256L39 255H41V257H43V254H44V252H45V254H47V251H45V250H43V247L42 246H39ZM74 247V246H73ZM78 247V246H77ZM76 247V248H77ZM94 247H96V248H94ZM94 247L92 246L91 248H92V251L93 250H95V249H100L101 247H97V246H95L94 245ZM103 247H105V246H103ZM108 246H106V248H107ZM222 247V246H221ZM247 247V246H246ZM250 247V246H249ZM5 248V249H4ZM81 248V249H82ZM86 248H84V249H86ZM94 248V249H93ZM106 248H102L101 250H95V251H98V253H100V251H102V254L104 253L105 254V256H107V254H108V250H110V246L106 249ZM117 247L116 246H114V249H116ZM212 248L214 249H216V250H218V253H219V256H218V254L216 253L215 254V251L214 252H212L213 250H212ZM223 248V247H222ZM226 247H224L223 248V253L225 252V249ZM6 249H8L7 251H5ZM11 249V250H12ZM17 248L15 247V250H16ZM36 249V248H35ZM39 249V250H38ZM80 249V250H81ZM84 249H82L81 250V252H80V250H79V247H78V253L83 257V254H85L86 255V253H87V249L85 250L86 251V253H84L83 252V250ZM89 249V248H88ZM201 249V250H200ZM202 249L204 250L203 252H202V257L199 255V253H201V251H202ZM228 249V248H227ZM14 249H13V251H15ZM43 250V251H42ZM48 250V249H47ZM60 250V251H61ZM105 250H107V251H105ZM31 251H29V253L31 252ZM40 252V253H38V252ZM88 251H90V250H88ZM116 251V250H115ZM199 251V252H198ZM8 252V253H7ZM49 252V251H48ZM59 252V251H58ZM69 252H70V250H69ZM74 252H77V250H75V248H74V251H72L71 250V253H73L72 255L75 257V255H74ZM83 252V253H82ZM110 252H111V250H110ZM122 252V253H121ZM4 253V254H5ZM15 253H16V251H15ZM13 254L14 255V259L12 258L13 257V255H12V257L10 258L11 259V261H10V259H9V257H7L9 260V263L8 264H10V263H12L13 264V262L15 261V263H20V264H22V263H24V262H22V259L20 258V259H17L18 257L16 256V254ZM23 254H24V252H22ZM89 253V252H88ZM87 253V255L86 256H88L89 254ZM113 253V252H112ZM213 253V254H212ZM32 254V255H33ZM36 254L38 255L37 257H35L36 256ZM50 254V253H49ZM49 254H47V255H49ZM69 253H67V255H68ZM92 254V253H91ZM102 254H100V256L102 255ZM104 254H103V256H102V261L100 260V264H106L107 262H109V263H107V264H113V262H115V263H117L116 261H114V260H112V259H108L107 257H104ZM145 254H147L146 255V257H145ZM173 254V257L171 256ZM241 254H242V252H241ZM1 255V254H0ZM3 255V254H2ZM47 255L45 256V258L47 257ZM84 255V256H85ZM95 255V254H94ZM99 254H97V256H98ZM112 255V254H111ZM195 255H199V256H197V259H196V257H195ZM205 255V256H204ZM217 255V256H216ZM27 256V259L25 260H23V261H25V262H28L29 263V260H31V258L28 260V257ZM68 256H71V255H68ZM108 256L110 257V254H108ZM175 256V257H174ZM203 256H204V258H203ZM214 256V257H213ZM224 256V255H223ZM1 257V256H0ZM4 257H6V255L4 256ZM50 257H51V255H50ZM55 257H56V255H55ZM55 257H53V258H51V259H53L52 261H54V258ZM105 259H104V258ZM113 257V256H112ZM127 257V256H126ZM253 257V256H252ZM259 257V256H258ZM257 257V258H258ZM6 258V259H7ZM26 258V257H25ZM39 258H40V260H39ZM44 258V257H43ZM42 258V259H43ZM48 258H49V256H48ZM93 258L95 259V260H97L96 259V257H94L93 256ZM97 258H99V259H101L99 256L97 257ZM116 258V260H118L119 261V259L117 258V257H115ZM114 258V259H115ZM201 260H200V259ZM225 258V257H224ZM250 258V257H249ZM248 258V260H246V263H248L247 261H249V260H252V258H250L249 259ZM5 259V261H6V264H7V260ZM17 259V260H16ZM50 259V260H51ZM56 259H58L59 260V258L58 257H56L55 258V261L57 262V260ZM62 259V258H61ZM69 259V261H72V260H70V259H73V262L75 261L76 262V260L78 261V259H80L79 257L78 258H73V257H70V258H68ZM99 259H98V261H99ZM107 259H108V261H107ZM126 259H128V258H126ZM195 259V260H194ZM206 259V260H205ZM220 259V258H219ZM228 259V258H227ZM259 259V258H258ZM3 260V259H2ZM19 260V261H18ZM28 260V261H27ZM65 260V259H64ZM86 261H87V259H85ZM84 260V261H85ZM90 260H92V262H93V259L92 258H90ZM89 259H88V261H87V263L89 264L90 261ZM122 261H124L123 259H121ZM146 260V259H145ZM205 260V261H204ZM212 260H214V261H212ZM230 260H231V258H230ZM13 261V262H12ZM38 261V262H37ZM55 261L53 262V264H57V263H55ZM80 261H83V260H79L78 262H80ZM103 261H104V263H103ZM107 261V262H106ZM122 261H119L120 263H126L125 261L124 262H122ZM130 261V260H129ZM202 261V262H201ZM209 261V260H208ZM218 261V260H217ZM254 261V258H253V260H252V262ZM1 262V261H0ZM31 263L30 264H33V262L34 261H30ZM41 262V263H40ZM59 262L62 264L63 262H61V260H59ZM74 262V263H75ZM106 262V263H105ZM111 262V263H110ZM118 262V263H119ZM145 262H147V260L145 261ZM200 262V263H199ZM211 262H214V263H211ZM225 262V261H224ZM251 262V261H250ZM17 263V264H18ZM52 262H50V264H51ZM86 263V262H85ZM97 263V262H96ZM117 263V264H118ZM119 263V264H120ZM149 263H145V264H149ZM228 263V262H227ZM240 263V262H239ZM3 264V263H2ZM26 264V263H25ZM59 264V263H58ZM71 264H73V263H71ZM78 264V263H77ZM91 264H95V263H91ZM98 264V263H97ZM129 264V263H128ZM206 264V263H205ZM242 264V263H241ZM251 264H253V263H251Z\"/></svg>", "mask_w": 264, "mask_h": 264}]
</instances>
